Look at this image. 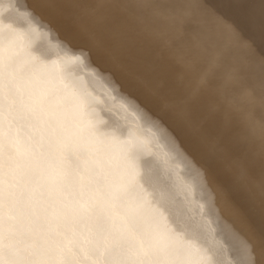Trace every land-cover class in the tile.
I'll return each mask as SVG.
<instances>
[{
  "label": "rangeland",
  "instance_id": "1",
  "mask_svg": "<svg viewBox=\"0 0 264 264\" xmlns=\"http://www.w3.org/2000/svg\"><path fill=\"white\" fill-rule=\"evenodd\" d=\"M35 1V0H34ZM49 1H51L52 2V0H49ZM84 2H82V4L83 3H85V0H83ZM87 1V0H86ZM91 2H94L95 0H90ZM223 0H221V1H219L220 3L222 2ZM227 1V0H226ZM256 1V3H254V5H252L251 7V10H253L255 13H258V14H252L251 12L249 13V15H248V19L249 18H251L252 19V24L250 25V27H248L247 29H245L246 31L244 32H242V33H237L236 35H233L232 36V38H231V40H228V41H225L223 38H220L221 36L219 35L218 36V38L219 39H217L216 41H215V39H214V44H210V46H207V45H204V46H195V45H193V46H191V50H190V48H188L187 49V52L185 51L184 53H186V54H184V57H181V56H179L178 54H175L174 56H172V57H170L169 59H171V61L168 59V56H167V54L165 53V48H166V46L164 45V41H162V40H165V41H170L171 40V37H169L168 35L167 36H164V37H162V38H158L159 36L158 35H155V37L153 38V41L151 42L152 43V45H150V47H151V49L153 50L154 48H156V49H154V52H153V54H155V57H156V59L158 60V62H157V60H156V67L158 68V67H161V68H163V69H165V70H167L168 71V73H170L169 75H170V77L173 79V84L174 85H176L175 84V80L177 79V81L180 83V81H181V83H180V86H178V85H176L175 87H177V90L179 91V89L183 86V82L185 81V80H188V77H190L189 75H190V73H192L193 74V77L191 76V78L188 80V81H185V83L186 84H189L190 86H191V88H194V86H195V93H196V95L194 94V99H195V101H194V103L198 106V108H203V109H205L206 111H208L211 107H213V108H216L219 112H220V114H221V116H219V115H217L216 117V122H217V119L220 121V119L221 118H223V107H221L223 104L226 106V104L227 103H229V104H227V105H231L232 103L234 104V98H236V96L234 95V90H236L235 89V86L233 85H231V84H235L236 83V78H238V77H242L243 79L246 77V74H251L252 72V75H253V86H255V85H257L256 83H257V81L258 82H260V81H264V70H259L260 69V67H261V63H264L263 62V58H261V60H258L259 62H254L253 61V63H252V65H253V68L250 70V69H248L247 68V66H249V64L248 63H244V62H240V64H237V65H235V66H229L230 65V62H231V55L230 54H234V52L236 51L237 53H243L244 51L243 50H246V49H249V46L251 45V43H250V41H249V39L251 38V40H253L256 36L258 37V35H259V37L257 38V41L259 42V43H261V42H263L264 41V39H262L261 37H262V35L264 36V18L262 19L261 18V16L262 17H264V0H255ZM262 1V2H261ZM26 2H28L27 0L25 1V4L26 5H28V7L30 8V11H32V12H30L29 11V16H31V17H33V15L35 16V17H33V18H37L36 19V21H34L33 23L35 24H32V25H30L31 26V28H30V26L29 27H27V33H31V31H34V28H36L37 26V29H38V34H39V36L41 35V37H48V36H53V37H56V43H58V44H60L61 42H62V39H64V37H66L62 32H61V30H59L58 28H56V26L55 25H52V23L48 20V17L46 16V14H44V10H46L45 8H42V4L40 5V3L38 2H33V5H31L29 2L28 3H26ZM32 2V1H31ZM55 2H57V3H55ZM58 0H54L53 2H52V5L50 4V6H53V9L54 8H56L55 10L57 11V12H59V11H61L60 13L62 14V16H64L65 15V17H67L68 16V18L69 19H71L70 18V16L69 15H67V13H72V12H74V13H78L79 11H80V9H78V8H72V11H69V9H67L68 7H64L65 5L64 4H62V6L60 7V6H57L58 5ZM96 2H97V0H96ZM146 3H147V6L148 7H146V9H149V10H146L145 9V18H148V16L150 17V13H151V10H154L155 12L157 11V10H159L158 11V13H164V8L163 7H156V3H155V0H148V1H145ZM228 2V1H227ZM232 2H234V4H232ZM261 2V3H260ZM35 3V4H34ZM150 3V4H149ZM219 3V4H220ZM222 3H224V2H222ZM231 4V6L232 5H234V7L232 8V10H234L235 8H237V4H240L241 3V0H231V1H229L228 2V4ZM237 3V4H236ZM263 3V4H262ZM39 4V5H38ZM54 4V5H53ZM93 4V3H92ZM149 4V5H148ZM258 6H257V5ZM260 4H261V6H260ZM36 5H37V7H36ZM48 6H49V4H47ZM85 5V6H84ZM96 5V4H95ZM57 6V7H56ZM67 6V5H66ZM81 6H83L84 8L86 7V8H88V9H91V7H94V4H93V6L92 5H89V3H87L86 2V4H83V5H81ZM153 6H155V9H153ZM0 13L1 14H3V19H2V17L0 16V25L2 24V23H4V24H2V26H3V29H2V26H0V28H1V30H6V28H7V26H11V25H9V24H11L13 21L15 22V16H16V10H14L13 9V11L11 10V11H7L6 9H4L3 11L1 10V9H3L4 7L2 6V4L0 3ZM90 7V8H89ZM199 8H204V5H202L201 6V4L198 6ZM211 7V6H210ZM209 7V8H210ZM262 7V8H261ZM41 8H42V10H41ZM59 8V9H58ZM62 8V9H61ZM66 8V9H65ZM160 8V9H159ZM161 8H163V9H161ZM32 9V10H31ZM35 9V10H34ZM40 9V10H39ZM151 9V10H150ZM205 9H206V6H205ZM224 9V8H223ZM261 9V10H260ZM36 10H38V11H36ZM50 10H51V8H50ZM75 10V11H74ZM78 10V11H77ZM140 10H142V9H140ZM139 10V12H142V11H140ZM5 11H7V13L5 12ZM34 11V12H33ZM150 11V12H149ZM261 11V12H260ZM38 12V13H37ZM41 12V13H40ZM54 13H55V11H53ZM65 12V13H64ZM67 12V13H66ZM147 12H148V14H147ZM211 12V11H210ZM6 13V14H5ZM34 13H36V14H34ZM97 13H99V12H97ZM262 13V14H261ZM11 15V16H10ZM41 15V17H40V19L38 18L39 16ZM43 15V16H42ZM95 14H92L90 17H89V21H92V18H93V21H96L95 20V17H92V16H94ZM100 15V14H99ZM220 15V14H219ZM10 16V17H9ZM5 17V18H4ZM7 17V18H6ZM47 17V18H46ZM189 17V16H188ZM220 17V18H219ZM218 18L217 17H212V18H215V19H219V20H222L221 18V16H219ZM241 17V16H240ZM259 18V19H256V18ZM14 18V19H13ZM1 19H2V21H1ZM7 19V20H6ZM10 19L11 20H13V21H10ZM42 19V20H41ZM73 19V18H72ZM256 19V20H255ZM262 19V20H261ZM9 20V21H8ZM48 22H47V21ZM66 20V19H65ZM188 20V19H187ZM217 20H213V22H212V24H215V22L217 21ZM218 20V21H219ZM258 20V21H257ZM6 21V22H5ZM43 22V24H42V22ZM225 21V20H224ZM9 24H8V23ZM47 22V23H46ZM60 22H61V20H60ZM67 22V23H66ZM106 21H100V23H102L101 25H103L104 23H105ZM40 23V24H39ZM50 23V24H49ZM96 23V22H95ZM261 23V24H260ZM13 24V23H12ZM38 24V25H37ZM64 24V23H63ZM66 24L68 25V21L66 20L65 21V29H67L68 30V26H66ZM185 24V25H184ZM184 24H183V26H186V21H184ZM210 24V23H209ZM211 24V25H212ZM14 25V24H13ZM46 25H47V27H46ZM50 25V26H49ZM109 26L107 27V28H105V32L104 31H101V33L100 34H98L97 35V38H98V40L100 41V39L102 40V38H103V42L104 43H108V41H109V33H110V36L113 38V36L114 35H112V33H111V31H110V22H109V24H108ZM249 25V24H248ZM5 26V27H4ZM45 26V27H44ZM70 27H69V29H71V23H70V25H69ZM255 26V27H254ZM15 27V26H14ZM254 27V28H253ZM86 28V27H85ZM93 28L94 27H92L91 28V30H93ZM250 28V29H249ZM31 29V30H30ZM43 29V30H42ZM48 29V30H47ZM55 29L56 30H58V31H55ZM138 28H136L135 30H137ZM253 29V30H252ZM257 29V30H256ZM261 29V30H260ZM41 30V31H40ZM54 30V31H53ZM64 30V29H63ZM83 30V29H82ZM81 30V31H82ZM103 30H104V28H103ZM255 30V31H254ZM47 31H48V33H50V35L47 33ZM60 31V32H59ZM262 31V32H261ZM44 32V33H43ZM54 32V33H53ZM70 32V30L68 31V33ZM248 32V33H247ZM252 32V33H251ZM255 32V33H254ZM58 33V34H57ZM81 33H84L83 31L82 32H80V35L78 36V38H81V39H79L81 42H82V40L84 41V42H86L87 40H89L90 39V37H88V35H87V33H85L86 35H85V37L82 39V34ZM251 33V34H250ZM42 34H45V35H42ZM56 34V35H55ZM61 34V35H60ZM101 34H102V36H101ZM239 34V35H238ZM103 35H104V37H103ZM107 35V36H106ZM182 35V34H181ZM261 35V36H260ZM235 36V37H234ZM63 37V38H62ZM100 37H102V38H100ZM168 37V38H167ZM250 37V38H249ZM58 38H60V39H58ZM106 38V39H105ZM114 38H115V36H114ZM249 38V39H248ZM259 38H261V39H259ZM155 39V40H154ZM157 39V40H156ZM169 39V40H168ZM259 39V40H258ZM61 40V41H60ZM108 40V41H107ZM159 40V41H158ZM161 40V41H160ZM240 40H241V42H240ZM243 40V41H242ZM106 41V42H105ZM236 41H238L237 43H236ZM256 41V42H257ZM261 41V42H260ZM110 42V41H109ZM161 42H163V43H161ZM243 42V43H242ZM256 42H254L253 41V43H255V45L258 43H256ZM220 43H222V44H220ZM240 43V44H239ZM245 43H247V44H245ZM100 44H102V42L100 43ZM155 44V45H154ZM163 44V45H162ZM216 44V45H215ZM162 45V46H161ZM215 45V46H214ZM222 45V47H220V46ZM233 45V46H232ZM246 45V46H245ZM226 46V47H225ZM236 46V47H235ZM240 46H242L241 48H240ZM243 46H245V47H243ZM1 47V46H0ZM120 47V48H119ZM154 47V48H153ZM193 47V48H192ZM200 47V48H199ZM209 47V48H208ZM230 47V48H229ZM233 47H235V49L233 50ZM115 48H117L116 50H123V47H122V42L120 41V42H118L117 43V46L115 47ZM160 48V49H159ZM164 48V49H163ZM215 48V49H214ZM217 48V49H216ZM232 48V49H231ZM239 48V49H238ZM252 47H250V49H251ZM29 51H28V50ZM27 49H25V52H24V54H25V57H27V58H25L26 60H28V63L27 64H29V65H31L29 62H31V63H33L32 61H36L37 60V58L39 57L38 55H40V50H39V48H27ZM75 49H76V51H75ZM75 49H73L72 51H73V53H72V51L70 52V54L72 55V59H73V64H72V59H71V62H70V66H69V64H65V61L64 62H60V64L59 63H56L55 65H52L51 63H50V61L51 60H45L44 61V63L40 66V67H38L37 66V64L36 63H34V64H36V65H34V66H29V65H25L24 66V69H23V66H22V68L21 67H18V65L19 64H17L18 63V58L17 59H9L8 60V62L6 61V63H5V67H4V70H5V72L4 71H2L1 70V73H0V80H1V78H2V80L0 81V87H3V88H0V96H2L1 98L2 99H0V103L2 104V105H0L1 106V108H3V113L1 112L0 113V115H1V121L3 120V118L5 119V116L7 117V118H9V116L11 115V117H13L14 118V115L16 116H19L20 118H21V116H22V120H20V118L19 117H15L14 119L12 118V121H11V119L9 120V119H5V121L3 120L2 121V123H0V129L2 130L3 129V131H1L0 130V140H1V142H0V145L1 144H6V142H7V145H9V143H10V146H6V145H1L2 147H4L3 148V151H2V147H1V152H0V179L2 180V186H1V189L0 190H2V191H5V190H9V191H11L12 192V195H13V202L15 203H18L19 202V204H21V206H20V208H21V211H22V213H25L26 215H27V217L29 218H27L26 217V215L24 214V216H25V220L23 221V222H20L19 221V223H17L18 225L16 226L17 228L15 229V233H19V232H23L24 234H21L20 235V240H21V242H23V241H25L26 240V238H27V240L29 239V244H31V245H35V246H37V251H38V259H40L41 261L42 260H45V259H49V261H50V263L51 264H83V263H85V264H137V262H139V264H152V263H154V264H160L161 262H163L164 264H192L191 262H192V259L190 258V259H188V260H186V259H183L182 257H181V253H179V251L178 250H176L174 247H171L172 245H170L169 243L170 242H172L171 240H170V238L173 236V237H175V238H180V236H181V234L180 233H182V229H181V214H182V210L184 209L183 207H181V208H178V207H176V206H174L173 204H172V202H170L169 200H168V198L166 197V196H161L160 198L161 199H159V201L158 200H154L153 198H155V195L158 193V192H162V193H164L165 192V190H166V188L168 187V183L170 182L169 180H173V179H175L174 177L176 176L175 174H176V170H178L179 171V173H180V180L178 181V190H179V188H180V190L179 191H181L182 192V190L183 191H186L188 188H187V186L189 187V186H192L193 184H194V181H196L197 179H198V177H200V173H202L203 172V170H198V169H196L195 170V168H193L194 167V165H198V163H199V161L197 160V161H195V159L193 158L191 161H185L183 158L181 159V152L180 151H182L183 149H186V147L185 146H182V144L179 142V140L177 141V137L175 136V134H173V131L171 130V128H169V125H168V123H169V121H167V122H164L161 118H160V116H158V114H157V112L156 113H154V112H151V110H149V109H147L146 110V106H145V98H143L142 96L141 97H139V96H137L136 94V96L138 97L137 98V100H136V97L134 96V93L132 92V90L130 91V90H128V92H125L124 94H123V96H125V97H123V96H118L117 97V99L116 100H114L115 101V103L113 104V102L112 103H108L109 102V91H110V88H109V86H107V87H104V89H103V91L105 92V94L103 93V91L100 93V92H97L96 90H95V86H94V84L92 83V81H91V79H90V77H86V78H82V77H75V76H73L71 79H70V81L69 82H67V83H65V85H67V87L64 85V84H62L60 81H58L57 82V78H51L49 81L46 79L45 80V76L44 75H41L40 76V74H42V72L41 71H39V69L40 70H43V69H41V67L42 68H44V69H46V68H49L50 69V72L51 73H53V74H58V72L57 71H60L59 72V74L62 72V67H64L63 68V70L65 69V68H68V69H70V68H72L71 67V65H74L75 63H76V61L78 62V60L80 61V60H82V59H87V60H92L91 58H93L94 56H96V54H95V52H94V54H91V52L90 51H88L89 49H87V48H84V47H82V49L83 50H81V48H75ZM78 49H79V52H78ZM96 49H98V48H96ZM95 49V50H96ZM163 49V50H162ZM185 49V48H184ZM183 47L182 46H179V47H177L176 48V52H182L183 50ZM203 49H205V51L203 50ZM227 49H229L228 50V53L226 52L227 51ZM86 50V51H85ZM179 50V51H178ZM197 50V51H196ZM198 50H199V52L201 51V61H199V63L195 66V67H193V68H189V66H190V62H192L193 61V58H195V55L198 53ZM203 50V51H202ZM225 50V51H224ZM253 49H251V51L249 52V55L247 56L246 55V58H250V57H252V56H254V52L252 51ZM4 52V50L2 49V47H1V49H0V61H1V63L0 64H2V56H3V52ZM34 51V52H33ZM81 51V52H80ZM233 51V52H232ZM77 54H76V53ZM84 52V53H83ZM158 52V53H157ZM207 52V53H206ZM213 52V53H212ZM39 53V54H38ZM75 53V54H74ZM190 53V54H189ZM194 53V54H193ZM251 53V54H250ZM29 54H31V55H29ZM54 54V55H53ZM57 53H52V57H51V53L49 52L48 53V57H50V58H55V57H57V55H56ZM87 54V55H86ZM89 54V55H88ZM91 54V55H90ZM162 54V55H161ZM219 54V55H218ZM227 55V57H226V55ZM240 54V55H241ZM27 55V56H26ZM73 55H75V56H73ZM166 55V56H165ZM188 57H187V56ZM190 55V56H189ZM208 55V56H207ZM212 55V56H211ZM33 56V57H32ZM79 58H78V57ZM158 56V57H157ZM207 56V57H206ZM125 57V58H124ZM127 57H130L127 53L126 54H124L123 56H122V60H124V61H128L127 60ZM167 57V58H166ZM181 57V58H180ZM192 57V58H191ZM34 58V59H33ZM76 58H78L77 60H76ZM175 58V59H174ZM177 58V59H176ZM189 58H191V59H189ZM212 58V59H211ZM216 58V59H215ZM168 59V60H167ZM187 59V60H186ZM215 59V60H214ZM16 61V62H11V61ZM75 60V61H74ZM166 60V61H165ZM181 60V61H180ZM213 60H214V62H213ZM255 61H256V59H254ZM160 61L162 62V63H160ZM180 61V62H179ZM203 61H205V62H203ZM11 62V63H10ZM164 62H166V63H164ZM187 62V63H186ZM202 62V63H201ZM206 62H208V63H206ZM213 62V63H212ZM223 62V63H222ZM8 63H9V65H8ZM46 63H48V64H46ZM174 63V65H172ZM201 63V64H200ZM217 63H218V65H217ZM11 64V65H10ZM16 64V65H15ZM62 64H65V65H62ZM202 64H204V65H202ZM260 64V65H259ZM2 65H4V63L2 64ZM60 65V66H59ZM180 65V66H179ZM257 65V66H256ZM7 66V67H6ZM10 66H11V68H10ZM16 68H15V67ZM28 66V67H27ZM55 68L56 67V70L53 68V67ZM164 66V67H163ZM166 66V67H165ZM168 66V67H167ZM172 66V67H171ZM175 66V67H174ZM213 66H214V69H216L215 67H217V71L215 70V72H214V76L212 75L211 76V80H209V82L207 81V77H208V71H206V68H209V70L210 71H212V70H214L213 69ZM9 67V68H8ZM12 67H14V68H12ZM33 67V68H32ZM39 69H38V68ZM58 67H60V69L58 68ZM201 67V68H200ZM206 67V68H205ZM212 67V68H211ZM219 67H220V69H219ZM258 67V68H257ZM0 68L1 69H3L2 67H1V65H0ZM23 69V70H21V69ZM57 68H58V70H57ZM185 68V69H184ZM196 68H198V69H196ZM211 68V69H210ZM223 68H227L226 69V71H225V73L224 74H222V70H223ZM238 68H239V70H238ZM241 68V69H240ZM255 68H257V69H255ZM8 69H9V71H8ZM13 71H12V70ZM16 69V70H15ZM19 69V70H18ZM126 69V68H125ZM173 69V70H172ZM178 69H180V70H178ZM182 69V70H181ZM187 69H188V71H187ZM26 70H28V71H26ZM31 70V71H30ZM33 70V71H32ZM36 70H37V72L39 73V75H38V73L36 72ZM54 70H55V73H54ZM197 70V71H196ZM200 72H199V71ZM249 70V71H248ZM6 71H7V73H6ZM16 71H17V73H16ZM32 72V73H30V72ZM183 71V72H182ZM255 71V72H254ZM257 71V72H256ZM260 71V72H259ZM3 72H4V74H3ZM9 72V73H8ZM19 72L21 73V74H19ZM226 72H228V73H226ZM231 72V73H230ZM12 73H13V76H12ZM15 73V74H14ZM24 73H27V74H25V75H23ZM36 73V74H35ZM44 73V72H43ZM188 73V74H187ZM196 73V74H195ZM220 73H221V76H220ZM240 73V74H239ZM246 73V74H245ZM5 75V76H1V75ZM6 74H7V78H6ZM17 74H19V77H17L18 75ZM45 74V73H44ZM58 74V75H59ZM184 74V75H183ZM186 74V75H185ZM200 74H204L202 77V80L201 81H198V79H197V77L200 75ZM216 74V75H215ZM227 74V75H226ZM263 74V75H262ZM9 75H11V77H9ZM17 75V76H16ZM27 75L29 76V77H27ZM32 75V76H31ZM35 75H37V76H40V77H34ZM46 75V74H45ZM233 75V76H232ZM239 75V76H238ZM241 75V76H240ZM258 75V76H257ZM22 76V77H21ZM30 76H31V78H30ZM178 76H179V78H178ZM186 76V77H185ZM194 76H196V79L194 78ZM230 76V77H229ZM236 76V77H235ZM35 79H39V81L38 80H35ZM185 77V78H184ZM213 77H214V80H213ZM217 77V78H216ZM228 77V78H227ZM4 78H6V80L4 79ZM184 78V79H183ZM205 78V79H204ZM221 78V79H220ZM223 78V79H222ZM262 79V80H260V79ZM31 79H33V80H31ZM54 79L56 80V81H54ZM219 79V80H218ZM29 80V81H28ZM77 80H79L78 82H73V81H77ZM121 79L119 78V76H118V78L117 79H115L113 82H114V84H112L113 86H118V85H120L122 82L120 81ZM225 80V81H224ZM5 81V82H4ZM7 81H9V82H7ZM30 81H31V83H30ZM32 81L34 82H37V83H35V84H32ZM43 81V82H42ZM46 83H45V82ZM81 81V82H80ZM83 81V82H82ZM228 81V82H227ZM13 82V83H12ZM19 82V83H18ZM30 84H32L33 86H31V85H29V83ZM73 84H72V83ZM192 82V83H191ZM207 82V83H206ZM226 82V83H225ZM8 83V89H4V87H5V84H7ZM9 83H12V85L11 84H9ZM18 83V84H17ZM28 83V84H27ZM42 84V86H47V84H48V88L49 87H52V89L51 88H49V90L47 89V91L48 92H50V93H48L47 91H46V93L45 92H41L37 87H38V84L41 86V84ZM80 83V84H79ZM231 83V84H230ZM13 84H15V85H13ZM16 84L18 85V87H19V90H17V86H16ZM50 84H52V85H50ZM72 85V87H71V85ZM198 84V85H197ZM208 84V85H207ZM20 85H22V86H20ZM27 85L28 86H30L31 88H32V91H33V89H36V90H34L35 92H36V94H37V96H35V92H34V94H33V96L32 95H29L28 96V94H30L29 93V90H30V87H27ZM56 85V86H55ZM75 85H77V88H76V86ZM203 87H202V86ZM7 86V85H6ZM12 87V86H15V88H10V87ZM37 86V87H36ZM40 86H39V88H40ZM75 86V87H74ZM216 86V87H215ZM22 87H23V89H22ZM59 87V88H58ZM85 87V88H84ZM87 87H89V88H87ZM180 87V88H179ZM211 87H213V89L211 88ZM27 88L29 89L28 91H27ZM54 88H55V90H54ZM56 88H58V89H56ZM62 88H67V89H69V90H71V91H74L75 90V94L77 95V96H72L71 98H69L68 100L66 99V100H64V101H58V100H60L59 98H57L58 97V94L60 93V91L62 90ZM198 88V89H197ZM205 88V89H204ZM209 88V89H208ZM234 88V89H233ZM10 89H11V91L12 90H14L15 89V93L12 91H10ZM25 90V91H21V90ZM109 89V90H108ZM127 89H129L128 87H127ZM200 89V90H199ZM212 89V90H211ZM223 89V90H222ZM2 90V91H1ZM5 90H7L6 92H5ZM9 90V91H8ZM16 90L17 91H19V93H20V91H21V93L20 94H22V93H24V94H26V93H28L27 94V96L26 95H24L26 98H23V95H19L18 94V92H16ZM83 90H85L84 92H83ZM175 91V92H177V93H179L180 95H184V94H182L181 92H178V91ZM199 90V91H198ZM201 90H203V91H201ZM210 90V91H209ZM228 90V91H227ZM232 90V91H231ZM27 91V92H26ZM31 91V92H32ZM38 91V92H37ZM55 91H57V93L55 92ZM81 91V92H80ZM209 91V92H208ZM216 91V92H215ZM52 92V93H51ZM159 92H160V94H161V96H163V93H162V90H158V91H154V92H152V94L151 93H149V99H153L154 100V98H156V100H158V101H162V102H171V104H173V105H171V108L174 106V108H173V112L171 111L170 113H176V111H177V113H180L182 110H183V108L181 107V105H179V103H178V101H176V100H174V99H172L171 100V97H169L172 93H170L169 95L167 94V96L165 95L164 97H165V99L164 98H162L161 96H160V94H159ZM225 92V93H224ZM1 93H2V95H1ZM15 94L14 96H13V94ZM38 93H40L39 95V98H38ZM41 93H43V95L41 94ZM57 94V95H55V94ZM87 93H88V95H87ZM107 93V94H106ZM127 93H129V94H127ZM133 93V94H132ZM197 93H199L198 95H197ZM210 93V94H209ZM213 95H212V94ZM17 94H18V96H20V98H21V100H20V102L19 101H17V100H19L18 98H17ZM32 94V93H31ZM203 94H204V96H203ZM206 94V95H205ZM218 94V95H217ZM6 95V96H5ZM11 95H12V98H10L11 97ZM42 95V96H41ZM49 96L48 98L46 97V96ZM79 95V96H78ZM87 95V96H86ZM98 95V96H97ZM104 95V96H103ZM129 95V96H128ZM152 95V96H151ZM178 95V94H177ZM200 95V96H199ZM222 95V96H221ZM246 95H247V93H246ZM245 95V96H246ZM8 96V97H7ZM10 96V97H9ZM31 96L33 97V98H31ZM51 96L53 97V99H51ZM57 96V97H56ZM93 96H94V98H93ZM156 96V97H155ZM158 96V97H157ZM172 96V95H171ZM174 96V95H173ZM197 96V97H196ZM206 96V97H205ZM217 96V97H216ZM228 96V97H227ZM16 98V101L19 103V105L18 104H16L17 102H15V98ZM28 97H30V98H28ZM35 97H37L36 99H38V100H36L35 99ZM77 97H78V99H77ZM81 97V98H80ZM88 97V98H87ZM123 99V100H121V98ZM202 97V98H201ZM222 97V98H221ZM7 99V100H4V99ZM40 98H44L43 99V101L45 100L46 102H43V101H41L40 102ZM47 98V99H46ZM73 98H74V100H73ZM96 98V99H95ZM126 98H127V100H126ZM158 98V99H157ZM162 98V99H161ZM197 98V99H196ZM200 98V99H199ZM28 99H30V101L31 100H35V101H38V102H36V104H38L39 102L41 103H39V105H41V106H38V105H35V107H38L39 108V112H36L37 110H38V108H37V110H35V107L33 106V105H31L30 106V104H31V102L29 103L28 101H27V103L29 104L28 106H30V107H27V105H26V100ZM50 99V100H49ZM80 99V100H79ZM101 99V100H100ZM124 99H125V101L126 102H122V101H124ZM141 99H143V100H141ZM168 99V100H167ZM199 99V100H198ZM205 99H206V102H205ZM209 99V100H208ZM215 99L217 100L215 103H214V101H215ZM23 100V101H22ZM25 100V101H24ZM42 100V99H41ZM55 100H57V102L55 103ZM73 100V101H72ZM79 100V101H78ZM87 101V103H86V101ZM91 100V101H90ZM177 100H178V98H177ZM230 100V101H229ZM232 100V101H231ZM4 101H6L5 102V108H8L9 106V108L10 109H5L4 108V105H3V102ZM48 101H50L49 103H48ZM52 101H54L53 103H52ZM97 101V102H96ZM105 101V102H104ZM135 101V102H134ZM175 101V102H174ZM220 101V102H219ZM223 101V102H222ZM10 103V105L8 106V104L6 105V103ZM15 102V104H16V106L18 105V106H20V105H22L24 108H26L27 107V110H29V111H32L33 112V110H35L34 112H36V113H34L33 112V114H36V115H33L32 114V112H29V111H27L26 112V109H24L22 106H20L19 107V109H20V111H19V109H18V111L20 112V114H18L16 111H17V108H18V106L17 107H15V104L13 105L14 106V108H13V106H12V104ZM22 102V103H21ZM24 102H25V104H24ZM66 102V103H65ZM71 102V103H70ZM95 102V103H94ZM98 102H100V103H98ZM118 102H120V103H118ZM127 102H129V103H127ZM138 102V103H137ZM162 102H160V106H162L161 104H163ZM197 102V103H196ZM202 102V103H201ZM205 102V103H204ZM227 102V103H226ZM232 102V103H231ZM44 104V106H43V104ZM75 103H76V105H75ZM79 103H81L80 104V107H79ZM89 103V104H88ZM97 103H98V105H97ZM103 103V104H102ZM118 103V104H117ZM127 103V104H126ZM217 103V104H216ZM70 104V106H68ZM135 104V105H134ZM199 104H202V105H199ZM210 104H212V105H210ZM218 104H220V105H218ZM49 105V106H48ZM119 105V106H118ZM123 105V106H122ZM133 105V106H132ZM136 105H138V107L136 106ZM143 105H144V107H143ZM176 105V106H175ZM179 105V106H178ZM203 105H204V107H203ZM217 105V106H216ZM8 106V107H7ZM26 106V107H25ZM46 107L45 108V110H47V109H49V111L47 110V111H44V108H41V107ZM53 106V107H52ZM63 106V107H62ZM100 106V107H99ZM103 106V107H102ZM106 106H107V108H106ZM121 106V107H120ZM129 106V107H128ZM207 106V107H206ZM218 106H219V108H218ZM31 107H34V109L33 110H30L29 108H31ZM52 107V108H51ZM58 107V108H57ZM79 107V108H78ZM113 107H114V109H113ZM116 107V108H115ZM125 107V108H124ZM127 107V108H126ZM135 107V108H134ZM0 108V110L2 111V109ZM21 108H22V110H21ZM56 108V109H55ZM71 108H73V109H71ZM82 108L84 109V111H82ZM93 108V109H92ZM111 108H112V110H111ZM121 108V109H120ZM23 109H24V114L22 113V111H23ZM95 109V110H94ZM102 109V110H101ZM108 109V110H107ZM115 109H116V111H115ZM136 109V110H135ZM143 110V112H142V110ZM208 109V110H207ZM222 109V110H221ZM253 109V110H252ZM248 113H246L245 114V116L240 120V122L239 123H237V125L238 124H245L246 126H248V125H250L251 123H252V121H253V118L255 117V114H257V112L254 110V108H252ZM10 112H9V111ZM12 110V111H11ZM14 110V111H13ZM41 110V111H40ZM53 110V111H52ZM77 110V111H76ZM86 110V111H85ZM88 110V111H87ZM133 110V111H132ZM135 110V111H134ZM179 110V111H178ZM42 111H44L45 113L43 114H41V112ZM59 111H60V113H59ZM70 111V112H69ZM72 111V112H71ZM81 113H79V112ZM91 111V112H90ZM108 111V112H107ZM111 111V112H110ZM184 111V110H183ZM5 112L6 113H8V114H6V115H3V114H5ZM11 112H12V114H14V115H12L11 114ZM14 112V113H13ZM50 112V113H49ZM54 112V113H53ZM57 112V113H56ZM67 112V113H66ZM102 112V113H101ZM118 112V113H117ZM122 112V113H121ZM150 114H149V113ZM17 113V114H16ZM27 113H30V114H32L33 116H31V115H28ZM39 113H40V115H42V116H40L39 115ZM48 113V115H46ZM63 113V114H62ZM72 115H71V114ZM88 113V114H87ZM105 113V114H104ZM116 113V114H115ZM128 113V114H127ZM146 113V114H145ZM154 113V114H153ZM211 113V112H210ZM218 112L216 111V113L215 112H213V114H217ZM53 114V116H54V118H53V116H51ZM55 114H57V115H55ZM79 114V115H78ZM84 114V115H83ZM85 114H87V115H85ZM99 114V115H98ZM102 114L103 115H105V117L104 116H102ZM118 114V115H117ZM130 114V115H129ZM136 114H137V118H139V119H137V118H135L136 117ZM140 114H141V116H140ZM212 114V113H211ZM212 114V115H213ZM248 114V115H247ZM9 115V116H8ZM21 115V116H20ZM26 115H27V117H26ZM38 115V116H37ZM44 115V116H43ZM45 115L46 116H48V117H52V118H45ZM60 115H62L61 117L62 118H60ZM65 115V116H64ZM75 115V119H74V122H76V123H74L73 122V116ZM92 115H93V117H92ZM120 115V116H119ZM148 115V116H147ZM2 116H3V118H2ZM29 116H31L30 118L32 119V120H35V121H33V122H31L32 123V127L34 126V128H31L30 127V125H26V124H29L30 123V121H31V119L30 118H28ZM35 116H37V117H35ZM39 116L40 117H42V118H40V119H42V122L43 121H49L50 122V125L49 124H46V123H48L47 121L44 123V127L47 125V128L45 127V128H43V126H42V122H41V120L39 119ZM56 116V117H55ZM67 116H68V118H67ZM70 116V117H69ZM98 116V117H97ZM107 116H108V118H107ZM110 116V117H109ZM112 116V117H111ZM140 116V117H139ZM153 116V117H152ZM165 116V115H164ZM252 116V117H251ZM10 117V118H11ZM23 117H25L26 119H23ZM77 117V118H76ZM150 117H152V118H150ZM197 119H196V118ZM195 117H193V122L194 121H200V120H202V117L200 116V114H198V115H196ZM199 117H201V118H199ZM18 118H19V120L22 122V123H25V121H26V123L25 124H23V126H26L25 128H26V130H25V128H21V129H19L20 127H23L22 126V123L18 120ZM34 118H37V119H34ZM43 118H44V120H43ZM56 118H57V120H56ZM83 118H85V119H83ZM101 118V119H100ZM211 118L212 117H210L208 120L209 121H211ZM246 118V119H245ZM27 119H28V121H27ZM48 119H52L51 121L50 120H48ZM54 119V120H53ZM62 119V120H61ZM115 119V120H114ZM130 119V120H129ZM137 120V122H136V120ZM145 119V120H144ZM7 120V121H6ZM17 123H15L14 121ZM20 122H18V121ZM38 120H40V122L38 121ZM55 120H56V122H55ZM60 120V121H59ZM70 120V121H69ZM77 120H78V122H77ZM94 120V121H93ZM102 120V121H101ZM129 120V121H128ZM147 120V121H146ZM151 120V121H150ZM159 120V121H158ZM161 120V121H160ZM248 120V121H247ZM0 121V122H1ZM24 121V122H23ZM36 121L37 122H39V124L40 123H42V124H40V126H38V124L36 123ZM66 121H67V123H66ZM82 121V122H81ZM85 121H86V123H85ZM97 121V122H96ZM115 121V122H114ZM120 121H122L121 123H120ZM142 121H144V122H142ZM241 121H242V123H241ZM251 121V122H250ZM6 122H7V124L9 125V127H8V125L6 124ZM35 122V123H34ZM59 122V123H58ZM69 122V123H68ZM70 122L72 123V126H74V127H72L71 126V124H70ZM91 122V123H90ZM103 122H105V123H103ZM129 122V123H128ZM136 122V123H135ZM153 122H154V124H153ZM156 122H158V123H156ZM159 122H160V125H159ZM5 125H7V126H5ZM10 123V124H9ZM14 123V124H13ZM53 123V124H52ZM56 123H58V124H61V123H64V124H61V125H58V124H56ZM73 123H74V125H73ZM82 123V126H84V127H82L80 124ZM90 123V124H89ZM111 123H113V124H111ZM122 123L125 125V128H123L124 127V125H122ZM128 123V124H127ZM144 123H145V125H144ZM151 123V124H150ZM3 124V126H1ZM35 124V125H34ZM68 124H69V127H68ZM84 124V125H83ZM108 124V125H107ZM110 124V125H109ZM120 125V127H119V125ZM129 124H130V126H129ZM137 124V126H135ZM138 124H140V125H138ZM157 125V127H155L156 125ZM163 124V128L165 129V132H164V138L158 143V145H160V147H162L163 149H160V152L157 154V156H153V157H151L152 159L148 162V164H153L154 162H155V160L156 159H158V158H161V157H163V156H166V152H170V151H173L172 152V154L170 155V156H166V157H164V159H163V161H162V165H163V168L165 169L164 170V174H162L161 176H159L155 181H153L154 179H153V177L152 176H150V175H145V176H143V175H140V177L138 176V177H133L132 175L134 174V171H135V169H136V165H137V161H136V157H134L133 155H130L131 153H132V151H133V148L135 147V146H137L138 147V150L139 149H141V148H145L146 146H149V145H151L152 144V142H154V138H156V136H155V133H156V131L159 129V128H162L161 127V125ZM166 124V125H165ZM195 124V123H194ZM193 124V125H194ZM244 124H243V126H244ZM12 125H16V126H13V127H15V128H13L12 127V130H9V129H11L10 128V126H12ZM17 125H20V127H17ZM50 127H49V126ZM52 125V126H51ZM56 125H58L59 126V129H58V126H56ZM77 125H79V127L77 126ZM106 125V126H105ZM154 125V126H153ZM207 126H209L210 125V123H207L206 124ZM37 126H38V129H37ZM55 126V127H54ZM63 126L65 127V128H63ZM92 126V127H91ZM110 126V127H109ZM116 126V127H115ZM135 126V127H134ZM142 126V127H141ZM143 126H148V127H143ZM170 126H172V124H170ZM239 126V125H238ZM253 125H250L248 128L250 129L251 127H252ZM3 127H5V128H7V130L8 131H11L12 133H10V135H9V133H8V131H6V132H4L5 130V128H3ZM28 127H30L31 129H35V134H34V130H33V132H32V134H31V136H30V133H31V129L30 128H28ZM40 127V128H39ZM42 127V128H41ZM56 129V130H59V132L61 133H56V132H58V131H56V130H54V131H56V132H53V129L54 128ZM62 127V131L64 132H62V131H60V128ZM68 127V128H67ZM85 127H87V128H85ZM89 127V128H88ZM94 127H95V129H94ZM97 127V128H96ZM118 127H119V129H118ZM132 127V128H131ZM156 129H154V128ZM166 127V128H165ZM51 128V129H50ZM72 128V129H71ZM106 128V129H105ZM127 128V129H126ZM130 130H129V129ZM136 128V129H135ZM139 128L141 129L140 130V132H139ZM144 128V129H143ZM194 128H196V126L194 125ZM14 129V130H13ZM19 131H17V130ZM30 129V130H29ZM37 129V130H36ZM43 131H42V130ZM48 129H50L51 131H50V133H49V130ZM65 129H66V131L67 132H65ZM81 129V131H79ZM97 129H98V132L96 133V131H97ZM115 129H117V130H115ZM123 129V130H122ZM155 131H154V130ZM20 130L23 132V133H21L20 132ZM23 130H25V131H23ZM27 130H29V132L27 131ZM38 130H40V131H42V133H43V135H40L39 133H40V131H38ZM47 130V133L45 134V131ZM93 132H92V131ZM95 130V131H94ZM108 130V131H107ZM111 130V132H109ZM125 130V131H124ZM129 130V131H128ZM132 130V131H131ZM149 130H150V132H151V130H153L151 133L149 132ZM14 131H16V132H14ZM85 131H88L87 133H85ZM114 131V132H113ZM116 131H118V133L116 132ZM142 131V132H141ZM148 131V132H147ZM14 132V133H13ZM17 132L19 133V135H22V136H20L19 137V135L17 134ZM25 132H26V135H25ZM36 132L38 133L37 135H39V137H40V139H39V137L36 135ZM69 132V133H68ZM79 132V133H78ZM84 132V133H83ZM90 132H92V133H90ZM101 132V133H100ZM106 132V133H105ZM131 132V134H129ZM147 132V133H146ZM155 132V133H154ZM167 132V133H166ZM3 133V134H2ZM6 133V135L4 136V134ZM16 133V134H15ZM28 133V134H27ZM54 133H56L60 138H62L63 140H64V143H65V145H67V147L69 148V146L71 147V148H69V152L70 151H72V152H70L71 153V155H70V153H67L68 155H67V167H66V165H64V166H61L60 164H59V166H58V164H55V161H57L58 160V158L57 157H54L55 155H52V154H50L49 152H47L48 151V149H47V147L50 149V147L52 148V145H53V142L52 141H54L55 140V137L57 136V135H55ZM68 133V134H67ZM75 133H76V135H75ZM102 133H103V135H104V133H105V135L106 136H102ZM108 133V134H107ZM119 133H120V135H119ZM145 133V134H144ZM45 134V135H44ZM49 134V135H48ZM51 134V135H50ZM65 134V135H64ZM67 134V135H66ZM70 134V135H69ZM72 134V135H71ZM78 134H80V135H78ZM83 134H84V136H83ZM99 134V135H98ZM101 134V135H100ZM147 134V135H146ZM197 134H199V133H197ZM9 135V136H8ZM16 135V136H15ZM28 135V136H27ZM34 135H36V137L34 136ZM49 136V138L47 137V136ZM62 135H64L65 137H61ZM69 135V136H68ZM80 136V137H78V136ZM86 135H87V137H86ZM91 137H90V136ZM93 135V136H92ZM111 135V136H110ZM129 135H130V137H129ZM143 135V136H142ZM145 135V136H144ZM148 135H149V137H148ZM3 136V137H2ZM13 136L15 137V138H13ZM26 136V137H25ZM43 136H45L46 138H44ZM73 136H74V138H73ZM82 136H83V138H82ZM101 136V137H100ZM1 137H2V139H1ZM5 137V138H4ZM18 137V138H17ZM24 137V138H23ZM27 137H29V138H27ZM33 137H35V138H33ZM78 137V138H77ZM89 137V138H88ZM97 137V138H96ZM137 137V138H136ZM139 137V138H138ZM142 137H143V139L144 140H142ZM152 137V138H151ZM154 137V138H153ZM175 137V138H174ZM3 138H4V140H3ZM7 138H9V139H7ZM27 138V139H26ZM36 138H38V139H36ZM41 138L43 139L44 138V140L46 141V139H47V141H46V143L44 144V143H42L44 140H41ZM70 138H73V139H70ZM82 138V139H81ZM92 138H94L93 140H91ZM100 138V139H99ZM104 138V139H103ZM106 138V139H105ZM114 138H116V140L114 139ZM119 138V139H118ZM122 138V139H121ZM126 138H130V139H126ZM148 138V139H147ZM166 138H168V139H166ZM19 139V140H18ZM25 139V140H24ZM32 141H31V140ZM36 139V140H35ZM51 141H50V140ZM70 139V141H69V144L70 145H68L67 144V142H68V140ZM75 139H79V141L78 140H75ZM112 139H114L113 141H112ZM133 139V140H132ZM137 139V140H136ZM140 139V140H139ZM16 140H18V141H16ZM23 140L24 141H27V142H24L23 143ZM33 140H35V143H34V141ZM67 140V142H65ZM75 140V141H74ZM86 140V141H85ZM103 140L104 141H106V143H108V144H106L105 142H103ZM108 140V141H107ZM109 140H110V142H109ZM151 140V141H150ZM163 140H164V144H163ZM166 140H167V142H166ZM172 140V141H171ZM174 140H176V141H174ZM201 140H203L202 138H201ZM10 141V142H9ZM12 141V142H11ZM38 142V145L36 146V144H37V142ZM41 142V144H40V142ZM44 141V142H45ZM75 143H73V142ZM90 141V142H89ZM102 141V144L100 143ZM146 143H145V142ZM244 141V142H243ZM243 141H241V143H246V141L245 140H243ZM5 142V143H4ZM21 142V144H19ZM30 142H31V144H30ZM49 142H52V143H49ZM73 144V145H71V143ZM80 142V143H79ZM94 142V143H93ZM96 142V143H95ZM100 144H99V143ZM117 142H119V144L117 143ZM131 142V143H130ZM135 142H136V144H135ZM142 142V143H141ZM172 142H174V143H172ZM11 143H12V145H11ZM13 143H14V146H13ZM15 143H17V144H15ZM28 143H29V145H28ZM33 143V144H32ZM82 143V144H81ZM98 143V144H97ZM115 143V144H114ZM130 143V144H129ZM170 143V144H169ZM211 145H213L214 143H215V140H211ZM19 144V145H18ZM26 144V145H25ZM44 144V145H43ZM78 144V145H77ZM84 144V145H83ZM93 144H96V145H93ZM104 144V145H103ZM129 144V145H128ZM149 144V145H148ZM174 144V145H173ZM242 144V145H243ZM31 145H33V147L31 146ZM40 145V146H39ZM42 145H43V147L44 148H42L44 151H45V149L47 150V151H45V152H43V150L41 149V147H42ZM47 145V146H46ZM89 145V146H88ZM202 145V144H201ZM247 144H244V146L243 147H245ZM6 146V147H5ZM20 146V147H19ZM46 146V147H45ZM84 146H86V147H84ZM96 146V147H95ZM111 147V150H110V147ZM114 146V147H113ZM125 146V147H124ZM131 146V147H130ZM179 146V147H178ZM182 146V147H181ZM187 146V145H186ZM221 147L222 146V144L221 143H217V145L216 146H214V147H216V148H219V147ZM19 147V148H18ZM25 147V148H24ZM28 147V148H27ZM30 147V148H29ZM77 147H80V148H82L84 151H82V149H80V148H78L77 149ZM101 147H103V148H101ZM130 147V148H129ZM133 147V148H132ZM201 147V148H200ZM14 149V150H12V149ZM27 148V149H26ZM36 148V151L34 150ZM74 148H76V150L74 149ZM89 148H91L92 149V151H94V152H92L91 151V149H89ZM97 148V149H96ZM115 148V149H114ZM118 148V149H117ZM165 148V149H164ZM202 148L203 149H206V152H208L209 154H210V151L212 150V149H210L209 147H203V146H199V149L200 150H202ZM11 149V150H10ZM19 149V150H18ZM32 149V150H31ZM94 149V150H93ZM169 149V150H168ZM181 149V150H180ZM7 150V151H6ZM16 150H17V152H16ZM24 150V151H23ZM40 150V151H39ZM100 150V151H99ZM104 150V151H103ZM26 151H27V153H26ZM29 151H30V153L33 155V157H32V155L29 153ZM78 152L77 153V155H75L74 153L75 152ZM85 151H87V152H85ZM97 151H99V152H97ZM109 151V152H108ZM116 151V152H115ZM120 151V152H119ZM9 154H8V153ZM15 153V155L13 156V153ZM21 152V153H20ZM38 152H39V154H38ZM41 152V153H40ZM74 152V153H73ZM83 152H85V153H83ZM126 152V153H125ZM162 152V153H161ZM2 153V154H1ZM5 153L7 154V155H5ZM49 153V154H48ZM81 153V154H80ZM87 153L89 154L90 153V155H92L91 156V158H90V155L89 156H87ZM97 153H98V155H97ZM107 153V154H106ZM113 155H112V154ZM130 153V154H129ZM21 156H20V155ZM26 154V155H25ZM36 154V155H35ZM44 154V155H43ZM78 154H80V156L82 157H85V160H84V158H81L80 156L79 157H77L78 156ZM83 154V155H82ZM102 156H100V155ZM105 154V155H104ZM109 154V155H108ZM115 154H117V155H115ZM120 154H121V156H120ZM126 154V155H125ZM174 154V155H173ZM207 154V153H206ZM11 155V156H10ZM25 155V156H24ZM29 155V156H28ZM42 155V156H41ZM93 155H94V161H92L93 160ZM122 155H123V157H122ZM130 155V156H129ZM180 155V156H179ZM199 155V154H198ZM202 155H203V153H202ZM8 156V157H7ZM35 156V157H34ZM37 156V157H36ZM39 156V157H38ZM46 156V157H45ZM51 156V157H50ZM53 156V157H52ZM77 158H76V157ZM97 156V157H96ZM129 156V157H128ZM174 156H175V158H178V159H176V160H174ZM2 157V158H1ZM11 157V158H10ZM17 157H19L18 159H17ZM21 157V158H20ZM23 157V158H22ZM27 157H29V158H31L32 159V161H35V162H31V159H29V158H27ZM49 157V158H48ZM86 157H87V160H86ZM131 157V158H130ZM194 157H196V156H194ZM228 157H232V159L231 158H228ZM228 157H226L227 159H224L223 160V162L222 163H227L226 165L227 166H223V169H222V171L221 172H215V177H217L218 176V178L217 179H220L222 182L224 181V177L223 176H219L220 174H223V172L225 173L226 172V174L228 175V171H227V168L226 167H228V164L231 162V164L234 162V160H235V155L234 154H230V155H228ZM15 158V159H14ZM37 158V159H36ZM40 158H44V159H42V160H44V161H42ZM57 158V159H56ZM69 158H71V159H69ZM98 158V159H97ZM102 158V159H101ZM105 158V159H104ZM134 158V159H133ZM155 158V159H154ZM199 158V157H198ZM197 158V159H198ZM254 158V155L252 154V159ZM2 159H4V161H2ZM7 159V160H6ZM10 159V160H9ZM25 159V160H24ZM53 159V160H52ZM56 159V160H55ZM73 159L75 160H77V162H75V161H73ZM81 159V161H82V159H83V161L81 162V161H79ZM101 159V160H100ZM104 159V160H103ZM108 159H110V160H108ZM120 159V160H119ZM128 159H129V161H128ZM181 159V168H174V170L172 169V164L174 163V162H176L177 160H180ZM229 159V160H228ZM13 160H14V162H13ZM16 160V161H15ZM18 160V161H17ZM37 160V161H36ZM39 160H40V162H39ZM48 160V161H47ZM51 160V161H50ZM108 160V161H107ZM123 160V161H122ZM135 160V161H134ZM226 160V162H224ZM228 160V161H227ZM20 161V162H19ZM46 161V162H45ZM70 161H71V163H70ZM88 161V162H87ZM90 161V162H89ZM95 161H97L96 162V164H95ZM98 161H99V163H98ZM111 161V162H110ZM114 161V162H113ZM128 161V162H127ZM134 161V162H133ZM3 162H4V164H3ZM29 162V163H28ZM73 162H75V163H73ZM78 162H80V168H78L79 167V165H77V163ZM85 162L89 165V163H92L93 165H89V166H92L91 168L93 169V167H94V169L93 170H90V171H88L87 172V170H89V166L87 165V164H85ZM105 162V163H104ZM108 162V163H107ZM136 162V163H135ZM166 162V163H165ZM184 162V163H183ZM186 162V163H185ZM11 163H12V165H13V167H12V165H11ZM17 165H15V164ZM27 163H28V165H27ZM50 163V164H49ZM52 163V164H51ZM57 163V162H56ZM58 163H60V161L58 160ZM83 163V165H81ZM98 163V164H97ZM101 163V164H100ZM116 163V164H115ZM126 163V164H125ZM169 164V166H168V164ZM171 163V164H170ZM221 162H219L218 164H220ZM22 164V165H21ZM39 164V165H38ZM40 164H41V166H40ZM44 164H46V166L44 165ZM68 164H71V165H68ZM79 164V163H78ZM95 164V165H94ZM184 164V165H183ZM15 165V166H14ZM28 167H27V166ZM37 165V166H36ZM44 165V166H43ZM72 165H74V167L76 168V170H75V168L72 166ZM86 165V166H85ZM97 165V166H96ZM102 165H107V168L105 169V170H102L101 168H105L104 166L103 167H101ZM182 165H183V167H182ZM31 166V167H30ZM36 166V167H35ZM40 166V167H39ZM48 166H49V168H48ZM72 166V167H71ZM78 166V167H77ZM95 166L96 167H98L97 169L95 168ZM109 166V167H108ZM113 166V167H112ZM128 168H127V167ZM219 166V165H218ZM27 167V168H26ZM35 167V169H33ZM37 167H38V169H37ZM44 167V168H43ZM51 167H52V169H51ZM55 167V168H54ZM86 167V169H84V168ZM88 167V168H87ZM99 167H101V168H99ZM124 167H126L125 169L127 170H125L124 169ZM133 167V168H132ZM135 167V168H134ZM187 167V168H186ZM197 167V166H196ZM2 168V169H1ZM22 168V169H21ZM24 168H26V169H24ZM28 168H31V169H28ZM43 168V169H42ZM46 168V169H45ZM57 168V169H56ZM58 168H60L62 171H60V169H58ZM68 168H70V169H68ZM71 168H72V170H71ZM78 168V169H77ZM81 168H82V171H81ZM110 168V169H109ZM112 168H113V170H112ZM122 168V170L123 171H121L120 169ZM170 169V171H169V169ZM190 168V169H189ZM15 169V170H14ZM20 169V170H19ZM66 169V170H65ZM73 169L75 170V171H73ZM114 169H115V171H114ZM203 169V168H202ZM28 170V171H27ZM46 170V171H45ZM51 170V171H50ZM58 170H59V172H58ZM81 172H80V171ZM86 170V172H84ZM97 170H100L99 172H105V174L104 173H99L98 172V174H97ZM109 170V171H108ZM110 170H112V171H110ZM118 170H119V172H118ZM129 170H131V171H129ZM186 170V171H185ZM226 170V171H225ZM12 171V172H11ZM40 171V172H39ZM43 171V172H42ZM55 171H56V173H55ZM64 171H66L65 173H63ZM77 171V172H76ZM91 171H94L97 175H99V176H94L95 175V173H94V175L92 174L93 172H91ZM133 171V172H132ZM169 171V172H168ZM172 171H174V172H172ZM181 171V172H180ZM188 171V172H187ZM198 171H200V172H198ZM45 172V173H44ZM73 172V173H72ZM74 172H75V175H74ZM81 174H80V173ZM82 172H83V174H82ZM90 172V173H89ZM110 172V173H109ZM184 174H183V173ZM192 172V173H191ZM195 172V173H194ZM33 173V174H32ZM38 173H39V175H38ZM53 173V174H52ZM57 173L59 174V175H57ZM77 173H79V174H77ZM89 175H91V178H89L88 177V174ZM113 173V174H112ZM133 173V174H132ZM188 173H190L191 174V176L188 174ZM218 173H220L219 175H216V174H218ZM13 174V175H12ZM24 174V175H23ZM41 174H42V176H41ZM43 174H46L45 176L43 175ZM51 174V175H50ZM62 174H64V176L62 175ZM72 174V175H71ZM108 176H107V175ZM109 174H111L110 176H109ZM116 174V175H115ZM119 174V175H118ZM121 174V175H120ZM126 174V175H125ZM130 174V175H129ZM132 174V175H131ZM34 175H38V177H36V176H34ZM71 177H70V176ZM80 176L79 178L77 177V178H75L76 176ZM82 175V176H81ZM102 175V176H101ZM104 175H106V177L107 178H105V176ZM112 175H115L116 177V179H118V180H120V182H119V184H113L114 186H111L112 188V190L109 192V194L107 193V187L106 186H103L105 183H111V180L110 179H115L114 178V176H112ZM172 175V176H171ZM174 175V176H173ZM183 175H185V176H183ZM192 175H193V177H192ZM54 176H55V180L58 178L57 176H59V178H58V180L55 182V180H54ZM69 176V177H68ZM86 176V178H82V177H85ZM150 176V177H149ZM186 176L188 177V178H186ZM198 176V177H197ZM23 177H25V178H23ZM73 177V178H72ZM98 177H100V178H98ZM101 177H103L104 178V181L102 180V178ZM108 177H109V180H107L108 179ZM119 177H122V178H120L119 179ZM129 177H130V179H129ZM151 177H152V179H151ZM164 177V178H163ZM165 177H166V179H165ZM214 177V176H213ZM213 177H212V179H213ZM214 177V178H215ZM222 177V178H221ZM33 178V179H32ZM36 178V179H35ZM71 178V179H70ZM76 180H75V179ZM82 178V179H81ZM87 178H89V179H87ZM94 178H96L97 179V182H96V179H94ZM129 179V181H128V179ZM132 178V179H131ZM143 178V179H142ZM185 178V179H184ZM190 178V179H189ZM196 178V179H195ZM25 179H26V181H25ZM31 179V180H30ZM44 179L46 180V181H44ZM69 179V180H68ZM99 179V180H98ZM101 179V180H100ZM121 179H122V181H121ZM161 179V180H160ZM192 179V180H191ZM227 179H228V177H227ZM13 180V181H12ZM38 182H37V181ZM60 180V181H59ZM64 181V183H63V181ZM67 180V181H66ZM82 180H83V182H82ZM88 180V181H87ZM106 180V181H105ZM131 180H133V181H131ZM226 180V179H225ZM21 181V182H20ZM33 181V182H32ZM53 181V182H52ZM59 181V182H58ZM66 181V182H65ZM74 181H76V182H74ZM101 181V183H98V182H100ZM102 181H103V184H102ZM126 181H128V182H126ZM156 181H158V182H156ZM188 181V182H187ZM11 182H12V184H11ZM30 182V183H29ZM52 182V183H51ZM58 182V183H57ZM88 182V183H87ZM89 182H91V183H89ZM93 182H96V184L94 183L93 184ZM126 182V183H125ZM130 182V183H129ZM133 182V183H132ZM138 182V183H137ZM141 182H142V184H141ZM146 182V183H145ZM155 182V185H153V183ZM167 182V183H166ZM181 182V183H180ZM210 180L207 182V184H205V185H203V187L205 186V188L206 187H208L209 186V188L211 189L210 191H211V193L214 195V197H216V202L218 201V198H219V194H220V190L218 189V191H217V189H215V186H213V184H212V182H210ZM7 183V184H6ZM50 183V184H49ZM56 183V184H55ZM75 183H77V184H75ZM86 183V184H85ZM151 183V184H150ZM185 183H186V185H185ZM191 183V184H190ZM193 183V184H192ZM20 184V185H19ZM23 184V185H22ZM33 184V185H32ZM40 184V185H39ZM46 184V185H45ZM47 184H49V185H51V186H53V187H51V186H49V185H47ZM69 184V185H68ZM72 184V185H71ZM83 184H84V186H83ZM92 186V187H98V186H96V185H100L101 187L103 186V188L105 187L106 189V192H103V191H105L103 188H101L100 186L98 187V188H90L89 186ZM102 184V185H101ZM126 184V185H125ZM129 184V185H128ZM136 184V185H135ZM138 184H140V185H138ZM147 184V185H146ZM159 184V185H158ZM31 185V186H30ZM67 185V186H66ZM72 186V188H71V186ZM73 185H74V187H73ZM77 185V186H76ZM79 185V186H78ZM106 185V184H105ZM133 185V186H132ZM165 185V186H164ZM33 186V187H32ZM36 186V187H35ZM57 188H56V187ZM64 186V187H63ZM66 186V187H65ZM82 186V187H81ZM86 186H87V188L90 190H88L87 191V188H86ZM121 187L122 188V190L121 189H116L115 190V188H117V187ZM125 186V188H123ZM154 187V188H151V189H149L150 187ZM183 186V187H182ZM30 187V188H29ZM46 187V188H45ZM130 187H132V188H130ZM140 187V188H139ZM143 189H142V188ZM145 187V188H144ZM147 187V188H146ZM165 187V188H164ZM15 188V189H14ZM17 188V189H16ZM24 188V189H23ZM74 188V189H73ZM86 188V189H85ZM103 190V191H101V189ZM113 188H114V190L116 191H114L113 190ZM137 188V189H136ZM164 188V189H163ZM202 188V187H201ZM44 189V190H43ZM81 189H82V193H81ZM124 189H126V190H124ZM129 189H131V190H128ZM160 189V190H159ZM182 189V190H181ZM92 190V191H91ZM99 190V191H98ZM140 191V192H138V191ZM144 190H148V191H144ZM163 190V191H162ZM201 190V189H200ZM202 190H203V188H202ZM86 191V192H85ZM96 192V194H95V199L93 198L92 200H90L91 202H89L85 207H87V208H84V207H82V208H80V205H79V203H80V199L81 198H84L85 197V195H88L89 194V192H90V194H91V192ZM100 192L99 193V197H98V192ZM122 191V192H121ZM126 191H128L129 193H130V195L128 194V192H126ZM26 192V193H25ZM52 192V193H51ZM84 192V193H83ZM103 192V193H102ZM120 192V193H119ZM127 194V195H129V196H127L125 193ZM134 192H136V193H134ZM144 192V193H143ZM217 192V193H216ZM55 193V194H54ZM66 194V196H65V194ZM106 193V194H105ZM123 193V194H122ZM146 193V194H145ZM149 195H148V194ZM37 194V195H36ZM81 194V195H80ZM89 194V195H90ZM107 198H109V196H111L109 199H104V196ZM108 194V195H107ZM111 194H113V195H111ZM114 194H116V196L114 195ZM121 194V195H120ZM140 194H141V196H140ZM152 196H151V195ZM165 194V193H164ZM24 195V196H23ZM49 195V196H48ZM54 195H56V196H54ZM67 195H68V197H67ZM74 195V196H73ZM77 195H78V197H77ZM117 195H119V196H117ZM21 196V197H20ZM34 196V197H33ZM40 196V197H39ZM60 196H62V197H60ZM65 196V197H64ZM112 196H114V197H112ZM129 197L128 198V200L129 201H127V197ZM143 196V197H142ZM147 197V199H146V197ZM149 196V197H148ZM151 196V197H150ZM46 197V199L44 200V198ZM60 197V198H59ZM72 197V198H71ZM74 197V198H73ZM87 197V196H86ZM98 197V198H97ZM116 197H119L118 199L116 198ZM134 197H137V198H135L134 199ZM141 197L143 198V200L141 199ZM20 198V199H19ZM29 198V199H28ZM31 198V199H30ZM48 198V199H47ZM52 198V199H51ZM64 198V199H63ZM66 198H68V199H66ZM101 198H103V200L101 199ZM111 198H112V200H115L114 202L111 200ZM116 198V199H115ZM134 199V201H133V199ZM167 198V199H166ZM56 199H58V200H56ZM70 199V200H69ZM101 199V200H100ZM136 199H138V200H136ZM140 199L142 200V201H140ZM18 200V201H17ZM43 200V201H42ZM73 200V201H72ZM113 202V203H115V204H113V203H110L111 201ZM116 200H118V201H116ZM121 200V201H120ZM145 200H147V201H149L148 202V204L150 205H148L147 204V201H145ZM151 200H152V202H151ZM161 200H163V201H161ZM190 200V201H189ZM187 202L185 201L184 202V204H185V207H189V209L188 210H190V207H191V210L190 211H194L195 209H196V200L195 199H189ZM42 201V202H41ZM75 201V202H74ZM92 201L94 202V203H92ZM104 203H102V202ZM106 201V202H105ZM108 201V202H107ZM110 201V202H109ZM136 201H137V203H136ZM165 201H167L166 203H165ZM194 201V202H193ZM13 202H11V204H13ZM44 202V203H43ZM49 202L51 203V204H49ZM71 202V203H70ZM122 202H124V204L122 203ZM128 202V203H127ZM134 202H135V206L137 207H135L134 206ZM193 202V203H192ZM29 203V204H28ZM61 203V204H60ZM64 203V204H63ZM67 203V204H66ZM126 203V204H125ZM144 203V204H143ZM160 203H163V204H160ZM189 203V204H188ZM27 204H28V206H27ZM49 204V205H48ZM54 204V205H53ZM56 204V205H55ZM95 204V205H94ZM98 204V205H97ZM108 204H112L111 206L110 205H108ZM118 204V205H117ZM121 204V205H120ZM134 206V208H132L131 206ZM151 204H152V206H151ZM153 204H154V206H153ZM165 204V205H164ZM169 204V205H168ZM63 205H64V207H63ZM79 205V206H78ZM93 205H94V207H93ZM106 205H107V207H106ZM117 205V206H116ZM145 207H144V206ZM156 205V206H155ZM160 205H161V208H160ZM167 205H168V207H171L170 205H172V207H171V209L169 208L168 209V207H167ZM188 205V206H187ZM192 205V206H191ZM193 205H194V207H193ZM61 206V207H60ZM68 206V207H67ZM73 206H74V210L76 211L74 214H73ZM90 206V207H89ZM121 206V207H120ZM123 206H125V207H123ZM149 206V207H148ZM30 207V208H29ZM37 207V208H36ZM42 207H44V208H42ZM78 207V208H77ZM89 207V208H88ZM91 207H93V208H91ZM111 207H113V208H111ZM129 207V208H128ZM139 207V208H138ZM146 207H148V208H146ZM155 207H157V209H160V212H161V215L158 217V218H160V219H157V218H153V216H151L152 215V210H154V208ZM176 207V208H175ZM23 208V209H22ZM28 208V209H27ZM33 208V209H32ZM36 208V209H35ZM48 208H50V210L48 209ZM63 208V213H59V212H62V211H60L61 209ZM65 208V209H64ZM70 208H72V209H70ZM97 208V209H96ZM105 208V209H104ZM122 208V209H121ZM127 208V210H125ZM162 208H164V210L165 211H167L166 212V214L167 215H164L165 213V211H163V209ZM194 208V209H193ZM42 209H45L44 211L42 210ZM53 209V210H52ZM55 209V210H54ZM67 209H70V211L71 212H67ZM77 209V210H76ZM81 209V210H80ZM96 209V210H95ZM100 209V210H99ZM107 209V210H106ZM128 209H129V211H128ZM133 211V212H130L131 210ZM137 209L139 210V211H137ZM147 210V213H146V210ZM150 209H151V211H150ZM168 209V210H167ZM57 210V211H56ZM65 210V211H64ZM98 210V212H97V214H96V216L93 218L92 217V214L93 213H95L96 211ZM136 210V211H135ZM102 211V212H101ZM115 211V212H114ZM124 211V212H123ZM143 211H145V213L143 212ZM32 212V213H31ZM34 212V213H33ZM47 212V213H46ZM50 212H52V213H50ZM67 213V214H65V213ZM83 213V214H81V213ZM106 212V213H105ZM136 212V213H135ZM139 213V215L141 216L140 218H139V220L137 219L138 218V216L136 215V214H138ZM142 212V213H141ZM42 213V214H41ZM79 213V214H78ZM100 213H102V215L100 214ZM111 214V216H110V214ZM132 213H135V216L137 217H134L133 215L134 214H132ZM164 213V214H163ZM52 214V215H51ZM54 214V215H53ZM59 214V215H58ZM72 214V215H71ZM76 214V215H75ZM128 214V215H127ZM146 216H145V215ZM150 214V215H149ZM55 215H57V216H55ZM65 215H67V216H65ZM74 215V216H73ZM109 215V216H108ZM112 215H114V216H112ZM127 215V216H126ZM131 215V216H130ZM148 215L150 216V217H148ZM173 215V216H172ZM30 216V217H29ZM62 217L61 218V220H62V222H61V220H60V217ZM73 217V219H71L72 217ZM115 216L117 217V219H115ZM126 218H125V217ZM170 216H171V218H170ZM32 217V218H31ZM47 217V218H46ZM51 217V218H50ZM89 217V218H88ZM97 217V219H95ZM101 217V218H100ZM105 217H107V218H105ZM130 217H131V219H130ZM149 219H148V218ZM164 217V218H163ZM167 218V220L169 221V223H167V220H166V218ZM176 219H174V218ZM33 220L32 222H31V219ZM53 218H54V220H53ZM74 218H76V219H74ZM82 218V219H81ZM111 218H112V221L110 222V220H111ZM114 218V219H113ZM134 218H136V219H134ZM152 218V219H151ZM173 218V219H172ZM95 219V220H94ZM106 219V220H105ZM126 219V220H125ZM133 219V222L131 221ZM172 219V221H170ZM71 222H70V221ZM75 222H74V221ZM77 220V221H76ZM108 220V221H107ZM120 220H123L122 222H120ZM135 220H137V221H139V222H134ZM144 220V222H145V225H146V223H147V227L146 226H144V223L142 222ZM174 220V221H173ZM53 221H55V222H53ZM58 223H57V222ZM98 221H99V223H101V224H99L98 223ZM106 223H105V222ZM128 221V222H127ZM152 221H154V222H152ZM158 221V222H157ZM180 221V222H179ZM30 222V223H29ZM47 222V223H46ZM60 222H61V225H60ZM81 222V223H80ZM88 222V223H87ZM93 222V223H92ZM94 222H96L95 224H94ZM104 222V223H103ZM142 222V223H141ZM22 223V224H21ZM27 225H26V224ZM112 223V224H111ZM129 223V224H128ZM165 223V225H163ZM176 223V224H175ZM38 224H40V225H38ZM48 224V225H47ZM64 224V225H63ZM78 224V225H77ZM85 224V225H84ZM87 224V225H86ZM105 224V225H104ZM129 225V227L131 226L132 227V229H131V227L129 228L128 227V225ZM132 224V225H131ZM134 224H137L136 225V227H135V225ZM138 224H140V225H138ZM143 224V225H142ZM162 224V225H161ZM178 224V225H177ZM52 225H53V227H52ZM54 225H55V227H54ZM60 225V226H59ZM75 226V228L74 227H71V226ZM82 225V226H81ZM108 225V226H107ZM116 227V232L114 233V231H113V229L115 228L114 226ZM125 225L128 227V229H127V227H125ZM154 225H156V226H154ZM168 225V226H167ZM170 225V226H169ZM177 225V226H176ZM21 226V227H20ZM62 226V227H61ZM78 226V227H77ZM90 226V227H89ZM107 226V227H106ZM111 226V227H110ZM137 226H139V228L141 227V229H139ZM163 226V227H162ZM166 226H167V228H166ZM173 226V227H172ZM29 227V228H28ZM61 228V230L59 229V228ZM66 227V228H65ZM100 229H99V228ZM143 227H146L147 229H148V231H147V229L146 228H143ZM153 227V228H158V230H153V229H151V228ZM175 227V228H174ZM23 228V229H22ZM28 230H27V229ZM34 228V229H33ZM72 228V229H71ZM74 228V229H73ZM84 228H86V229H84ZM92 228V229H91ZM103 228H105V229H103ZM110 228V229H109ZM118 228V229H117ZM125 228V229H124ZM136 228H138V229H136ZM163 228V229H162ZM164 228H165V233L167 234H165L164 233ZM171 228V229H170ZM173 228H174V230H173ZM55 229H57V230H55ZM82 229V230H81ZM102 229V230H101ZM112 229V230H111ZM133 229H135V231L133 230ZM150 229V230H149ZM162 229V230H161ZM167 229V230H166ZM35 230H37V231H35ZM54 230V231H53ZM76 230V231H75ZM99 230V231H98ZM119 230V231H118ZM127 230V231H126ZM139 232H138V231ZM141 230H143V232L141 231ZM146 230V231H145ZM151 230H153V231H155V232H153V231H151ZM179 230V231H178ZM29 231V232H28ZM48 231V232H47ZM102 231H103V233H102ZM131 231V232H130ZM145 231V232H144ZM161 231H162V235H163V237H162V235H160L161 234ZM172 231V232H171ZM65 233L66 235H64V234H62V233ZM70 234H69V233ZM93 232V233H92ZM105 232H106V234L107 235H105ZM110 232V233H109ZM118 232V234H116ZM138 232V233H137ZM149 232H151L150 233V235L152 234H155V236H157L156 237V239H155V236L154 237H152V235H151V237H150V235H149ZM153 232V233H152ZM157 232V233H156ZM160 232V233H159ZM168 232H170V233H168ZM174 232V233H173ZM176 232V233H175ZM43 234V236L45 237V239L47 240L45 243H41V239H39L40 237H41V235L38 237V235L39 234ZM59 235H58V234ZM72 233V234H71ZM80 233V234H79ZM83 233H85L84 235H82ZM95 233V234H94ZM97 233V234H96ZM109 233V234H108ZM136 235H135V234ZM141 234V237H143V236H145V234H146V236H148L147 238H146V236L143 238L144 240H141V238H139V235ZM144 233V234H143ZM180 234V236H179V234ZM34 234V235H33ZM54 234V235H53ZM114 234H116L115 236H114ZM119 234H120V236H119ZM123 234L124 235H127V237L126 236H123ZM132 234H133V236H132ZM137 234H139L138 236H137ZM174 234H176V235H174ZM32 235V236H31ZM49 235V236H48ZM62 235V236H61ZM64 235V236H63ZM68 235V236H67ZM77 235V236H76ZM96 235V236H95ZM102 235V236H101ZM105 235V236H104ZM132 237H131V236ZM167 236V238H165V236ZM52 236V237H51ZM54 236H58L57 237V239H56V237H54ZM83 236V237H82ZM108 236H109V238H108ZM112 236H114V237H112ZM158 236H160V237H162V239L160 238H158ZM168 236H169V238H168ZM171 236V237H170ZM23 237H25L24 239H23ZM33 237V238H32ZM72 237H74L73 238V241H71L72 240ZM97 237V238H96ZM123 237V238H122ZM124 237H126V239L128 240H126V239H124ZM128 237H130V240H129V238ZM38 238V239H37ZM48 238V239H47ZM64 238V239H63ZM66 238H68V241H67V239ZM70 238V239H69ZM98 238H100V239H98ZM115 238V239H114ZM122 238V239H121ZM133 238H134V240L135 241H133ZM148 238H150V239H148ZM152 238V239H151ZM90 239V241H88ZM94 239V242L92 241ZM107 239V240H106ZM119 241H118V240ZM121 239V240H120ZM136 239H138V241L136 240ZM140 239V240H139ZM146 239H148V240H146ZM156 241H155V240ZM166 240V244H164L163 242ZM77 240V241H76ZM84 240V241H83ZM103 240V241H102ZM107 241V243L105 242V241ZM110 240H112L111 242H110ZM116 240V241H115ZM125 240V241H124ZM132 240V242H130ZM150 240H151V242H150ZM152 240H154L153 242H152ZM160 242H159V241ZM39 241H40V243H39ZM57 241V242H56ZM64 241V242H63ZM87 241V242H86ZM143 243H141V242ZM147 242L148 241V243L146 244V246L144 245V242ZM163 241V242H162ZM62 242V243H61ZM66 242V243H65ZM76 242V243H75ZM86 242V243H85ZM103 242V243H102ZM109 242V243H108ZM116 242V243H115ZM123 242V243H122ZM130 242V243H129ZM133 242H135V243H133ZM145 242V243H146ZM150 242V243H149ZM157 242V243H156ZM64 243V244H63ZM117 244V245H115V244ZM121 243V244H120ZM126 243V244H125ZM137 243H141L140 245H143L142 246V248L140 247V246H138V247H140L141 249L139 250V251H141V250H143V251H141V252H139V251H136L135 249H138V247L136 246L137 245ZM162 243V244H161ZM41 244V245H40ZM77 244V245H76ZM95 244H96V246H95ZM99 244V245H98ZM110 244V245H109ZM129 244V245H128ZM133 244H134V246H133ZM160 244V245H159ZM163 244H164V246H163ZM169 244V245H168ZM58 245V246H57ZM94 245V246H93ZM102 245V246H101ZM123 245V246H122ZM126 245V246H125ZM127 245H128V247H127ZM139 245V244H138ZM39 246V247H38ZM61 246H62V248H61ZM73 246H74V248H73ZM75 246H76V248H75ZM93 246V247H92ZM117 246V247H116ZM133 246V247H132ZM92 247V248H91ZM101 247H103V248H101ZM121 247V248H120ZM135 247V248H134ZM163 247V248H162ZM167 247V248H166ZM173 248L174 250H172L171 248ZM88 249V250H86V249ZM117 248V249H116ZM118 248H120V250L118 249ZM123 248H124V250H123ZM131 248V249H130ZM162 248V249H161ZM67 249V250H66ZM69 249V250H68ZM102 249H103V251H102ZM109 249V250H108ZM132 249H134V251L133 252H135L134 254H133V252H130ZM152 249V250H151ZM165 251H164V250ZM168 249V250H167ZM169 249L171 250V251H169ZM49 250V251H48ZM84 250H86V252L84 251ZM98 250V251H97ZM147 250V251H146ZM161 250H163V251H161ZM76 251V252H75ZM84 251V252H83ZM105 251V252H104ZM108 251V252H107ZM109 251H111V252H109ZM119 251V252H118ZM124 251V254L122 253ZM144 251H146L147 253H148V255H145V253L146 252H144ZM170 253H168V252ZM43 252V253H42ZM79 252H81V253H79ZM95 252V253H94ZM97 252V253H96ZM104 252V253H103ZM128 252H130V254H128ZM144 252V253H143ZM153 252V253H152ZM165 252H167V253H165ZM175 252V253H174ZM79 253V254H78ZM83 253H85V254H83ZM87 253V254H86ZM103 253V254H102ZM114 253V254H113ZM120 253V254H119ZM126 253V254H125ZM137 253V254H136ZM146 253V254H147ZM155 253L157 254V255H155ZM161 253V254H160ZM163 253V254H162ZM174 253V254H173ZM180 255H179V254ZM100 254H101V256H100ZM110 254V255H109ZM111 254H112V256H111ZM153 255L151 258L149 257V259L147 258L149 255ZM166 254V255H165ZM175 254L176 255H178V256H175ZM76 255V256H75ZM103 255H104V257H105V259H104V257H103ZM119 255V256H118ZM121 255V256H120ZM126 255V256H125ZM133 255V256H132ZM146 257H145V256ZM165 255V256H164ZM71 256H73V257H71ZM87 256H89V257H87ZM96 256H98V257H96ZM135 256H136V258H135ZM142 258H141V257ZM170 256H174V257H170ZM122 257V258H121ZM123 257H125V258H123ZM166 257V258H165ZM170 257V258H169ZM176 257V258H175ZM181 258V259H183V260H180L179 258ZM71 258V259H70ZM135 259V261H137V262H134V259ZM144 258H146V259H144ZM158 258V259H157ZM162 258V259H161ZM178 258V259H177ZM54 259V260H53ZM97 259V260H96ZM99 259V260H98ZM102 259V261H100ZM113 261V262H111V260ZM123 260V262H122V260ZM125 259V260H124ZM148 259V260H147ZM92 260V261H91ZM106 260V261H105ZM155 260H158L157 261V263H155L156 261ZM56 261V262H55ZM80 261H82V262H80ZM98 261V262H97ZM108 261V262H107ZM128 261H129V263H128ZM143 261V262H142ZM153 261V262H152ZM161 261V262H160ZM184 263H183V262ZM189 261V263H187ZM97 262V263H96ZM110 262V263H109ZM141 262V263H140ZM149 262V263H148ZM162 263V264H163Z\"/></svg>",
  "mask_w": 264,
  "mask_h": 264
},
{
  "label": "bare ground",
  "instance_id": "2",
  "mask_svg": "<svg viewBox=\"0 0 264 264\" xmlns=\"http://www.w3.org/2000/svg\"><path fill=\"white\" fill-rule=\"evenodd\" d=\"M25 1L26 0H0V3L2 4V6L4 7L3 9H1L2 11L4 10V9H6L8 12L9 11H13V9L14 10H16V16H15V22L13 21V20H11L10 19V21H13L12 23L14 24H9L8 22V24L9 25H11V26H7V28H6V30H1V28H0V46L2 47V49L4 50V52H3V56H2V64L4 63V65H2V64H0L1 65V67L3 68V69H1L0 68V73H1V70L2 71H4L5 72V70H4V67H5V63H6V61L8 62V60L9 59H17L18 60V63L17 64H19L18 65V67H21L22 68V66H23V69H24V66L25 65H29V64H27L28 63V60H26L25 58H27V57H25V54H24V52H25V49H27V48H39V50H40V55H38L39 57L37 58V60L36 61H32L33 63H31V62H29L31 65H29L30 67L31 66H34V65H36L37 64V66L38 67H40L43 63H44V61L45 60H51L50 61V63L52 64V65H55L56 63H59L60 64V62H64L65 61V64L67 65V64H69V66H70V62H71V59H72V53H73V49H75V48H81V50H83L82 49V47H84V48H87L86 47V45H87V43H89L90 42V39L89 40H87L86 42H84L83 40H82V42L79 40V39H81V38H78V36L80 35V32H82L83 30V28H81V27H79V26H77V24H73V23H71V29H69L70 30V32L68 33V37H64V39H62V42L60 43V44H58V43H56L57 41V39H56V37H51V36H48V37H41V35L39 36V34H38V29H37V27L36 28H34V31H31V33L29 32V33H27V27H29L30 25H32V24H34L33 22L34 21H36V19L37 18H33V17H35L34 15H33V17H31V16H29V11H30V6L28 7V5H26L25 4ZM54 1V0H53ZM52 1V2H53ZM100 1L102 2L103 1V5L104 6H106L105 5V3L107 2L108 4H109V6H107V11L106 10H104V8H101V10H103V13H105L106 14V12H108V13H110L111 14V16L109 17V20H107L106 18H104V19H102V13L98 16V17H96L97 18V21H96V23H98V22H102V21H109L110 22V31H111V33H113V35L115 36V38H114V36H113V38L110 36V33H109V41H108V43H104L103 41H102V44H98V49H96V50H94V52H95V54H96V56H94L93 58H91L92 60H87V59H82V60H78V62L76 61V63L74 64V65H71V67L72 68H70V69H68V68H65L64 70H63V68L64 67H62V72L59 74V72L60 71H57L58 72V74H53V73H51L50 72V69L49 68H46V69H44V68H42L41 67V69H43V70H40L38 67V69H39V71H43L42 72V74H40V76L41 75H44L46 78H45V80L47 79L48 81L51 79V78H57L58 80H57V82L58 81H60L62 84H64L65 85V83H67V82H69L70 81V79L73 77V76H75V77H82V78H88V77H90V79H91V81H92V83L94 84V86H95V90L97 91V92H102L103 91V89H104V87H107V86H109V88H110V91H109V102L108 103H112L113 102V104L115 103V101L114 100H116L117 99V97L118 96H123V94L125 93V92H128V90L129 89H127V87H125V84L122 82L120 85H118V86H113L112 84H114V80L115 79H117L118 78V76H121V75H124V71H126V69L125 68H127V65H128V61L126 62V61H124V60H122V56L124 55V54H126L127 52H125V49H126V47H123V50H116L117 48H115L116 46H117V43L118 42H120V41H123V39H127V36L128 35H130V32H131V34H139V35H141L140 37H138V39L140 40V41H137V43H140V45H145V44H147V45H149V47H150V45H152V41H153V38L155 37V35H158L159 37L158 38H162V37H164V36H169V37H171V40L170 41H165V40H162V41H164V45L166 46V48H165V53L167 54V56H168V59L170 58V57H172V56H174L175 54H178L179 56H181V57H184V54H186V53H184L185 51L187 52V49L188 48H190V50H191V46H193V45H197V46H204V45H207V46H210V44H214V39H215V41L217 40V39H219L218 38V36L220 35L221 37L220 38H223L225 41H228V40H231V38H232V36L233 35H236L237 33H239L240 31H235V29L232 27V26H230L231 24L229 23V21H222V20H217V19H215V20H217L216 22H215V24H212V25H207L202 19H201V17L199 16V15H197V13L195 14V13H192V12H189V11H187L186 10V6H184V4H183V2L181 1V0H155V3H156V7H163L164 8V13H158V11L159 10H157L156 12L154 11V10H151V13H150V17L148 16V18H145V9H146V7H148L147 6V3L145 2V1H148V0H97V2H96V0L94 1V2H91L90 0H85V3H83V4H86V2L87 3H89V5H92L93 6V4H94V6H96V5H98V4H100L101 5V3H100ZM150 1V0H149ZM195 2L197 1V0H194ZM235 1V0H234ZM242 1V0H241ZM51 2V1H50ZM186 2H188V0H186ZM222 2H224V1H222ZM221 2V3H222ZM27 3V2H26ZM55 3H57V2H55ZM93 3V4H92ZM220 3V2H219ZM232 3H234V2H232ZM255 3H256V1H255ZM35 4V3H34ZM83 4H80V5H83ZM96 4V5H95ZM150 4V3H149ZM148 4V5H149ZM237 4V3H236ZM263 4V3H262ZM50 5V4H49ZM52 5V4H51ZM54 5V4H53ZM257 5V4H256ZM34 6V5H33ZM58 6V5H57ZM56 6V7H57ZM62 5H60V7H61ZM85 6V5H84ZM234 6V5H233ZM258 6V5H257ZM260 6H261V4H260ZM36 7H37V5H36ZM64 7H66V5L64 6ZM87 7V6H86ZM82 8V10L80 9V11L77 13H74V12H72V13H67V15H69L70 16V18L72 19V18H77V19H80V18H82V20H85V19H89V17L92 15V14H94V11L92 12L91 10L93 9V8H95V7H91V9H88V8ZM205 7V6H204ZM1 8V7H0ZM51 8V7H50ZM90 8V7H89ZM163 8H161V9H163ZM252 8V7H251ZM251 8H250V10H251ZM262 8V7H261ZM62 9V8H61ZM66 9V8H65ZM68 9V8H67ZM76 9V8H75ZM140 9H142V10H140ZM153 9H155V6H153ZM160 9V8H159ZM32 10V9H31ZM35 10V9H34ZM40 10V9H39ZM42 10V9H41ZM139 10L140 11H142V12H139ZM146 10H149V9H146ZM208 10V9H207ZM261 10V9H260ZM7 11H5L6 13H7ZM36 11H38V10H36ZM69 11H72V9L71 8H69ZM75 11V10H74ZM78 11V10H77ZM206 11V9L205 8H201V12H203V13H205V15H207L208 13H206L205 12ZM209 11V13H210V10H208ZM253 11V10H252ZM1 12V11H0ZM30 12H32V11H30ZM34 12V11H33ZM61 12V11H60ZM86 12V13H85ZM89 12V13H88ZM150 12V11H149ZM256 12V11H255ZM254 12V13H255ZM261 12V11H260ZM5 13V14H6ZM10 13V12H9ZM38 13V12H37ZM41 13V12H40ZM65 13V12H64ZM85 13V14H84ZM4 14V13H3ZM3 14H1L0 13V16L2 17V19H3ZM34 14H36V13H34ZM147 14H148V12H147ZM255 14H258V13H255ZM262 14V13H261ZM264 14V13H263ZM11 16V15H10ZM9 16V17H10ZM43 16V15H42ZM62 16V15H61ZM189 16V17H188ZM202 16V15H201ZM220 16V15H219ZM40 17H41V15L38 17L39 19H40ZM64 17H65V15H64ZM68 17V16H67ZM92 17H94V16H92ZM214 17H216V16H214ZM242 17V16H241ZM5 18V17H4ZM7 18V17H6ZM47 18V17H46ZM111 18H112V20H111ZM220 18V17H219ZM261 18L263 19L264 17H262L261 16ZM2 19H1V21H2ZM14 19V18H13ZM188 19V20H187ZM256 19H259L258 17L256 18ZM255 19V20H256ZM261 19V20H262ZM7 20V19H6ZM42 20V19H41ZM68 20H69V18H68ZM96 20V19H95ZM9 21V20H8ZM47 21V20H46ZM92 21H93V18H92ZM115 21V22H114ZM184 21H186V26H183V24H184ZM254 21V20H253ZM252 21V22H253ZM258 21V20H257ZM6 22V21H5ZM37 22V21H36ZM42 22V21H41ZM48 22V21H47ZM46 22V23H47ZM113 22L115 23L114 25H112L113 24ZM1 23V22H0ZM63 23V22H62ZM2 24H4V23H2ZM2 24L0 25V26H2ZM40 24V23H39ZM42 24H43V22H42ZM50 24V23H49ZM65 24V23H64ZM102 24V23H101ZM261 24V23H260ZM35 25V24H34ZM38 25V24H37ZM185 25V24H184ZM253 25V24H252ZM264 25V24H263ZM15 26V27H14ZM50 26V25H49ZM67 26V25H66ZM69 26V25H68ZM5 27V26H4ZM45 27V26H44ZM46 27H47V25H46ZM70 27V26H69ZM250 27V26H249ZM255 27V26H254ZM253 27V28H254ZM30 28H31V26H30ZM136 28H138L137 30H135ZM214 28V31H212V29ZM2 29H3V26H2ZM120 29H122V30H120ZM250 29V28H249ZM31 30V29H30ZM43 30V29H42ZM48 30V29H47ZM61 30V29H60ZM82 30V31H81ZM253 30V29H252ZM257 30V29H256ZM261 30V29H260ZM41 31V30H40ZM54 31V30H53ZM55 31H58V30H56L55 29ZM92 31V30H91ZM255 31V30H254ZM60 32V31H59ZM262 32V31H261ZM44 33V32H43ZM47 33H48V31H47ZM54 33V32H53ZM85 33V32H84ZM248 33V32H247ZM252 33V32H251ZM250 33V34H251ZM255 33V32H254ZM49 35H50V33H48ZM58 34V33H57ZM82 34V33H81ZM127 34V35H126ZM182 34V35H181ZM240 34V33H239ZM238 34V35H239ZM42 35H45V34H42ZM56 35V34H55ZM61 35V34H60ZM86 35V34H85ZM88 35V34H87ZM101 36H102V34H101ZM107 36V35H106ZM261 36V35H260ZM88 37H90L89 35H88ZM103 37H104V35H103ZM235 37V36H234ZM257 37V36H256ZM254 38L253 40H251V38L249 39V41H250V43H251V45L249 46V49H246V50H243L244 52L241 54L242 56H243V58L244 57H246V55L248 56L249 55V52L251 51V49H253V48H259L260 49V51L262 52V50L264 51V41L263 42H261V43H259L258 41H257V38L259 37V35H258V37L257 38ZM63 38V37H62ZM100 38H102V37H100ZM165 38V37H164ZM168 38V37H167ZM262 39H264V36L262 35V37H261ZM261 38H259V39H261ZM58 39H60V38H58ZM83 39V38H82ZM103 39V38H102ZM106 39V38H105ZM233 39V38H232ZM258 39V40H259ZM155 40V39H154ZM157 40V39H156ZM169 40V39H168ZM61 41V40H60ZM100 41H101V39H100ZM159 41V40H158ZM161 41V40H160ZM243 41V40H242ZM253 41L254 42H256L257 44L255 45V43H253ZM106 42V41H105ZM238 41H236V43H237ZM240 42H241V40H240ZM161 43H163V42H161ZM243 43V42H242ZM220 44H222V43H220ZM240 44V43H239ZM245 44H247V43H245ZM155 45V44H154ZM163 45V44H162ZM161 45V46H162ZM216 45V44H215ZM214 45V46H215ZM252 45H254L251 49H250V47L252 46ZM179 46H182L183 47V51L182 52H176V48L177 47H179ZM220 46V45H219ZM233 46V45H232ZM246 46V45H245ZM245 46H243V47H245ZM1 47H0V49H1ZM194 47V46H193ZM192 47V48H193ZM220 47H222V45L220 46ZM226 47V46H225ZM236 47V46H235ZM235 47H233V50L235 49ZM242 46H240V48H241ZM120 48V47H119ZM154 48V47H153ZM195 48V47H194ZM200 48V47H199ZM209 48V47H208ZM230 48V47H229ZM87 49H89V47L87 48ZM154 49H156V48H154ZM160 49V48H159ZM164 49V48H163ZM162 49V50H163ZM215 49V48H214ZM217 49V48H216ZM232 49V48H231ZM239 49V48H238ZM262 49V50H261ZM28 50V49H27ZM38 50V49H37ZM204 51H205V49H203ZM202 50V51H203ZM228 50L229 49H227V53H228ZM29 51V50H28ZM72 51V53L70 54V52ZM75 51H76V49H75ZM86 51V50H85ZM89 51V50H88ZM154 51V50H153ZM179 51V50H178ZM192 51V50H191ZM197 51V50H196ZM225 51V50H224ZM34 52V51H33ZM51 53V57H52V53L54 52V53H57L56 55H57V57H55V58H50V57H48L47 55H48V53ZM78 52H79V49H78ZM81 52V51H80ZM233 52V51H232ZM1 53V52H0ZM76 53V52H75ZM74 53V54H75ZM84 53V52H83ZM158 53V52H157ZM188 53V52H187ZM207 53V52H206ZM213 53V52H212ZM39 54V53H38ZM77 54V53H76ZM129 56H130V54L129 53H127ZM156 54V53H155ZM190 54V53H189ZM194 54V53H193ZM201 51L199 52V50H198V53L195 55V58H193V61L192 62H190V66H189V68H193V67H195L198 63H199V61H201ZM229 54V53H228ZM239 54V55H240ZM261 54H264V52H262ZM260 53L257 55V56H255V59H256V61L254 60V62H259L258 60H261V58H262V55H261ZM1 55V54H0ZM29 55H31V54H29ZM54 55V54H53ZM87 55V54H86ZM89 55V54H88ZM91 55V54H90ZM162 55V54H161ZM219 55V54H218ZM226 55V54H225ZM231 56V62H230V67L231 66H235V65H237V64H240V62L242 61V60H240L239 58H237V56H238V53L235 51L234 52V54H230ZM27 56V55H26ZM73 56H75V55H73ZM166 56V55H165ZM176 56V55H175ZM174 56V57H175ZM187 56V55H186ZM190 56V55H189ZM208 56V55H207ZM206 56V57H207ZM212 56V55H211ZM33 57V56H32ZM78 57V56H77ZM158 57V56H157ZM180 57V58H181ZM188 57V56H187ZM226 57H227V55H226ZM253 57V56H252ZM79 58V57H78ZM78 58H76V60L78 59ZM125 58V57H124ZM167 58V57H166ZM192 58V57H191ZM191 58H189V59H191ZM34 59V58H33ZM167 59V60H168ZM175 59V58H174ZM177 59V58H176ZM212 59V58H211ZM216 59V58H215ZM214 59V60H215ZM157 60V59H156ZM170 61H171V59H169ZM187 60V59H186ZM214 60H213V62H214ZM11 61V60H10ZM75 61V60H74ZM166 61V60H165ZM181 61V60H180ZM179 61V62H180ZM11 62H16L15 60L14 61H11ZM10 62V63H11ZM203 62H205V61H203ZM212 62V63H213ZM0 63H1V61H0ZM34 63H36V64H34ZM160 63H162L161 61H160ZM164 63H166V62H164ZM187 63V62H186ZM202 63V62H201ZM200 63V64H201ZM206 63H208V62H206ZM215 63V62H214ZM223 63V62H222ZM7 64V63H6ZM46 64H48V63H46ZM65 64H62V65H65ZM72 64H73V59H72ZM249 64V63H248ZM262 64V63H261ZM8 65H9V63H8ZM11 65V64H10ZM16 65V64H15ZM172 65H174V63L172 64ZM202 65H204V64H202ZM217 65H218V63H217ZM260 65V64H259ZM60 66V65H59ZM180 66V65H179ZM257 66V65H256ZM7 67V66H6ZM15 67V66H14ZM14 67H12V68H14ZM26 67V66H25ZM28 67V66H27ZM45 67V66H44ZM53 67V66H52ZM164 67V66H163ZM166 67V66H165ZM168 67V66H167ZM172 67V66H171ZM175 67V66H174ZM9 68V67H8ZM10 68H11V66H10ZM16 68V67H15ZM20 68V69H21ZM33 68V67H32ZM54 68V67H53ZM59 69H60V67H58ZM58 68H57V70H58ZM201 68V67H200ZM206 68V67H205ZM212 68V67H211ZM210 68V69H211ZM216 69H217V67H215ZM247 68L248 69H252L253 68V65L252 64H249V66H247ZM258 68V67H257ZM23 69H21V70H23ZM55 70H56V67L54 68ZM185 69V68H184ZM196 69H198V68H196ZM213 69H214V66H213ZM216 69H214V70H212V71H210L209 70V68H206V71H208V77H207V81L209 82V80H211V76L213 75L214 76V72H215V70ZM219 69H220V67H219ZM227 69V68H226ZM226 69L225 68H223V70H222V74H224L225 73V71H226ZM241 69V68H240ZM12 70V69H11ZM16 70V69H15ZM19 70V69H18ZM55 70H54V73H55ZM168 70V69H167ZM173 70V69H172ZM178 70H180V69H178ZM182 70V69H181ZM218 70V69H217ZM216 70V71H217ZM238 70H239V68H238ZM8 71H9V69H8ZM13 71V70H12ZM26 71H28V70H26ZM31 71V70H30ZM29 71V72H30ZM33 71V70H32ZM38 71V72H39ZM187 71H188V69H187ZM197 71V70H196ZM199 71V70H198ZM249 71V70H248ZM4 72H3V74H4ZM36 72H37V70H36ZM37 72V73H38ZM183 72V71H182ZM200 72V71H199ZM255 72V71H254ZM257 72V71H256ZM260 72V71H259ZM6 73H7V71H6ZM9 73V72H8ZM16 73H17V71H16ZM30 73H32V72H30ZM226 73H228V72H226ZM231 73V72H230ZM253 73V72H252ZM252 73L250 74H246V77L243 79L242 77H238V78H236V83L235 84H231L232 86L234 85L235 86V89L236 90H234V95L236 96V98H234V104L232 103L231 105H227V104H229V103H227L226 104V106L223 104L221 107H223L221 110L224 112L223 113V118H221L220 119V121H222L223 119H225L224 121H226V119H228L226 122H224V124H230L231 126H237L238 127V132L239 133H241L243 136H244V140L246 141V146L245 147H241V148H239L238 149V146H237V144H236V146L234 147V146H232V145H229L228 147L227 146H225V147H227L226 149H224V147H222V149L220 150V148L221 147H219V148H217L216 149V152H214V154L212 153L211 154V156H209V153L208 152H206V149H203L202 148V150H200L199 149V146H201V139H199L198 140V142H197V145L196 146H198V150H196V153H194V152H192L191 150H188L187 148L186 149H183L182 151H180L181 152V159L183 158L185 161H191L192 159H193V157H194V155L196 156L197 155V152H198V154H201V153H207L206 154V156H204L203 155V157H208L209 156V159L208 160H212V162L214 161L215 162V160L219 157L220 158V160H218V162L217 163H219V162H221L220 164H218L219 166H218V168H214V167H211V168H206V169H208V171L210 172L209 174H207V172L205 171V169L203 168V166L202 165H204V167L205 166H207V164L205 165L201 160H199V163H198V165H194V167L193 168H195V170L196 169H198V170H204L202 173H200V177H198V179L196 180V181H194V184L192 185V186H187L186 185V183H185V185L187 186V190L186 191H183L182 189V192L181 191H179L180 190V188H179V190H178V181L180 180V173H179V171L178 170H176V176L174 177L175 179H173V180H169L170 182L168 183V187L166 188V190H165V194L164 193H162V192H158L156 195H155V198H153L155 201L156 200H158L159 201V199H161L160 197L162 196H166L167 198H168V200L170 201V202H172V204L174 205V206H176V207H178V208H181V207H183L184 209L182 210V214H181V229H182V233H180L181 234V236H180V234H179V236H180V238H175V237H171L170 238V240L172 241V242H170L169 244L170 245H172L171 247H174L176 250H178L179 251V253H181V257L183 258V259H186V260H188V259H192V264H264V253L261 255V254H259V253H257L258 251H259V249L260 248H264V193H263V200L261 199V200H259V202H261V205H260V208H258L259 207V205H254L253 203L254 202H250V198H251V195H250V192H254L256 195H258L259 194V190L261 189V187L262 186H258L256 183L257 182H260L261 181V179L262 180H264V81H260V82H258L257 81V85H255V86H253L252 84L254 83L253 82V75H252ZM1 75L2 77L3 76H5V75ZM15 74V73H14ZM19 74H21L20 72H19ZM19 74H17L16 76L17 77H19ZM25 74H27V73H24L23 75H25ZM36 74V73H35ZM154 73H152L151 75H153ZM170 74V73H169ZM188 74V73H187ZM196 74V73H195ZM229 74V73H228ZM240 74V73H239ZM38 75H39V73H38ZM128 75H130V73L128 74ZM171 75V74H170ZM184 75V74H183ZM186 75V74H185ZM204 74H200L198 77H197V79H198V81H201L202 80V76H203ZM216 75V74H215ZM227 75V74H226ZM263 75V74H262ZM12 76H13V73H12ZM32 76V75H31ZM31 76H30V78H31ZM37 75H35L34 77H36ZM40 76H37V77H40ZM190 77H188V80L191 78V76L193 77V74L192 73H190V75H189ZM220 76H221V73H220ZM233 76V75H232ZM239 76V75H238ZM241 76V75H240ZM258 76V75H257ZM9 77H11V75H9ZM22 77V76H21ZM27 77H29L28 75H27ZM33 77V78H34ZM186 77V76H185ZM184 77V78H185ZM230 77V76H229ZM236 77V76H235ZM6 78H7V74H6ZM6 78H4L5 80H6ZM178 78H179V76H178ZM183 78V79H184ZM194 78L196 79V76H194ZM217 78V77H216ZM228 78V77H227ZM35 79V78H34ZM174 79V78H173ZM205 79V78H204ZM221 79V78H220ZM223 79V78H222ZM260 79V78H259ZM264 79V78H263ZM1 80H2V78H1ZM0 80V81H1ZM31 80H33V79H31ZM35 80H38L39 81V79H35ZM177 80V79H176ZM188 80H185V81H188ZM213 80H214V77H213ZM219 80V79H218ZM260 80H262V79H260ZM29 81V80H28ZM37 81V82H38ZM54 81H56L55 79H54ZM79 80H77V81H73V82H78ZM185 81L183 82V86L179 89V90H184L187 94H190V95H193V101H195V97H194V94L196 95V93H195V86H194V88H191V86L189 85V84H186L185 83ZM190 81V80H189ZM225 81V80H224ZM5 82V81H4ZM7 82H9V81H7ZM35 82V81H34ZM33 81H32V84H35V83H37V82H35L34 83ZM43 82V81H42ZM45 82V81H44ZM81 82V81H80ZM83 82V81H82ZM175 82V81H174ZM228 82V81H227ZM13 83V82H12ZM12 83H9V84H11L12 85ZM19 83V82H18ZM17 83V84H18ZM29 83V82H28ZM27 83V84H28ZM30 83H31V81H30ZM29 83V85H31V86H33L32 84H30ZM46 83V82H45ZM72 83V82H71ZM180 83H181V81H180ZM192 83V82H191ZM207 83V82H206ZM226 83V82H225ZM16 84V86H17V90H19V87H18V85ZM41 84V83H40ZM43 84V83H42ZM42 84H41V86L38 84V89L41 91V92H45L46 93V91H47V89L49 90V88H51L52 89V87H47L48 86V84H47V86L45 85V86H42ZM73 84V83H72ZM80 84V83H79ZM7 85V86H6ZM13 85H15V84H13ZM36 85V84H35ZM50 85H52V84H50ZM71 85V84H70ZM198 85V84H197ZM208 85V84H207ZM20 86H22V85H20ZM39 86H40V88H39ZM56 86V85H55ZM66 87H67V85H65ZM76 86V88H77V85H75ZM74 86V87H75ZM176 86V85H175ZM178 86H180V84H178ZM202 86V85H201ZM8 87V83L7 84H5V87H4V89H8L7 88ZM10 87V86H9ZM13 88H15V86H12ZM12 87H10V88H12ZM27 87H30V86H28L27 85ZM34 87V86H33ZM71 87H72V85H71ZM203 87V86H202ZM216 87V86H215ZM0 88H3V87H0ZM59 88V87H58ZM58 88H56V89H58ZM68 88V87H67ZM67 88H62V90L60 91V93L58 94V97L57 98H59L60 100H58V101H64V100H68L69 98H71L72 96L74 97V96H77L76 94H75V90L74 91H71V90H69V89H67ZM73 88V87H72ZM85 88V87H84ZM87 88H89V87H87ZM212 89H213V87H211ZM22 89H23V87H22ZM198 89V88H197ZM205 89V88H204ZM209 89V88H208ZM211 89V90H212ZM234 89V88H233ZM16 90V92H18V94L21 96V95H23V98H26L24 95H26L27 96V94L28 93H26V94H24V93H22V94H20L21 93V91H25V90H21L20 91V93H19V91H17ZM29 89L27 88V91H28ZM34 90H36V89H33V91H32V88L30 87V90H29V93L30 94H28V96L29 95H32L33 96V94H34ZM54 90H55V88H54ZM109 90V89H108ZM200 90V89H199ZM198 90V91H199ZM223 90V89H222ZM2 91V90H1ZM7 90H5V92H6ZM9 91V90H8ZM10 91H11V89H10ZM13 92L15 91V89L14 90H12ZM11 91V92H12ZM26 91V92H27ZM32 91V92H31ZM85 90H83V92H84ZM178 91V90H177ZM201 91H203V90H201ZM210 91V90H209ZM208 91V92H209ZM228 91V90H227ZM232 91V90H231ZM38 92V91H37ZM48 92V91H47ZM56 93H57V91H55ZM81 92V91H80ZM182 94H184L185 95V93L184 92H182V91H180ZM216 92V91H215ZM15 93V92H14ZM32 93V94H31ZM48 93H50V92H48ZM52 93V92H51ZM103 93L105 94V92L103 91ZM225 93V92H224ZM246 93H247V95H246ZM13 94V93H12ZM18 94H17V98L19 99V100H17V101H19L20 102V100H21V98H20V96H18ZM40 93H38V98H39V95ZM42 95H43V93H41ZM47 94V93H46ZM55 94V93H54ZM107 94V93H106ZM127 94H129V93H127ZM151 94H152V92H151ZM177 94H179V93H177ZM199 93H197V95H198ZM210 94V93H209ZM212 94V93H211ZM1 95H2V93H1ZM15 94H13V96H14ZM41 95V96H42ZM55 95H57V94H55ZM87 95H88V93H87ZM86 95V96H87ZM180 95V94H179ZM206 95V94H205ZM213 95V94H212ZM218 95V94H217ZM246 95V96H245ZM6 96V95H5ZM31 96V98H33ZM35 96H37V94H36V92H35ZM44 96V95H43ZM79 96V95H78ZM98 96V95H97ZM104 96V95H103ZM129 96V95H128ZM152 96V95H151ZM171 96V95H170ZM169 96V97H170ZM200 96V95H199ZM203 96H204V94H203ZM222 96V95H221ZM2 96H0V99H2L1 98ZM8 97V96H7ZM10 97V96H9ZM47 98L49 97L48 95L46 96ZM54 97V96H53ZM53 97L51 96V99H53ZM123 97H125V96H123ZM156 97V96H155ZM158 97V96H157ZM164 97V96H163ZM197 97V96H196ZM206 97V96H205ZM217 97V96H216ZM228 97V96H227ZM10 98H12V95H11V97ZM15 98V97H14ZM28 98H30V97H28ZM37 97H35V99H36ZM46 98V99H47ZM55 98V97H54ZM81 98V97H80ZM88 98V97H87ZM93 98H94V96H93ZM121 98V97H120ZM202 98V97H201ZM222 98V97H221ZM42 99V100H41ZM43 99L44 98H40V102L41 101H43ZM77 99H78V97H77ZM96 99V98H95ZM156 99V98H155ZM158 99V98H157ZM162 99V98H161ZM165 99V98H164ZM179 99V98H178ZM197 99V98H196ZM200 99V98H199ZM198 99V100H199ZM4 100H7L6 98L4 99ZM15 100V102H17L16 101V98L14 99ZM26 100V99H25ZM24 100V101H25ZM36 100H38V99H36ZM50 100V99H49ZM73 100H74V98H73ZM72 100V101H73ZM80 100V99H79ZM78 100V101H79ZM101 100V99H100ZM121 100H123L122 98H121ZM126 100H127V98H126ZM136 100H137V98H136ZM141 100H143V99H141ZM151 100V99H150ZM153 100V99H152ZM159 100V99H158ZM168 100V99H167ZM209 100V99H208ZM8 101V100H7ZM23 101V100H22ZM27 101L29 102L30 101V99L28 100H26V105H27V107H30L31 105H33L34 107H35V105H38V106H41V105H39V103L38 104H36V102H38V101H35V100H31L30 102H31V104H30V106H28L29 104L27 103ZM86 101V100H85ZM91 101V100H90ZM163 101V100H162ZM161 101V102H162ZM217 100L215 99V101H214V103L216 102ZM230 101V100H229ZM232 101V100H231ZM5 102L6 101H4L3 102V105L5 104ZM15 102L12 104V106L15 104ZM29 102V103H30ZM43 102H46L45 100L43 101ZM50 101H48V103H49ZM54 101H52V103H53ZM57 102V100H55V103ZM97 102V101H96ZM105 102V101H104ZM122 102H126L125 101V99H124V101H122ZM135 102V101H134ZM175 102V101H174ZM205 102H206V99H205ZM204 102V103H205ZM220 102V101H219ZM223 102V101H222ZM22 103V102H21ZM66 103V102H65ZM71 103V102H70ZM86 103H87V101H86ZM95 103V102H94ZM98 103H100V102H98ZM98 103H97V105H98ZM118 103H120V102H118ZM117 103V104H118ZM127 103H129V102H127ZM126 103V104H127ZM138 103V102H137ZM162 103H166V102H162ZM197 103V102H196ZM202 103V102H201ZM8 104V106L10 105V103H6V105ZM16 104H18L19 105V103L17 102ZM16 104H15V107H17L16 106ZM24 104H25V102H24ZM41 104V103H40ZM43 104V103H42ZM80 104L81 103H79V107H80ZM89 104V103H88ZM103 104V103H102ZM217 104V103H216ZM0 105H2L1 103H0ZM23 105V104H22ZM22 105H20V106H22ZM75 105H76V103H75ZM78 105V104H77ZM76 105V106H77ZM135 105V104H134ZM172 105V104H171ZM180 105V104H179ZM178 105V106H179ZM199 105H202V104H199ZM210 105H212V104H210ZM218 105H220V104H218ZM7 106V107H8ZM20 106H18V108H17V113L20 111V109H19V107ZM43 106H44V104H43ZM41 107V108H44V107ZM49 106V105H48ZM68 106H70V104L68 105ZM119 106V105H118ZM123 106V105H122ZM133 106V105H132ZM137 107H138V105H136ZM176 106V105H175ZM217 106V105H216ZM10 107V106H9ZM5 108V105H4V108L5 109H10V108ZM23 107V106H22ZM26 107V106H25ZM27 107L26 108H24V109H26V112L27 111H29V110H27ZM34 107H31V108H29L30 110H33L34 109ZM47 107V106H46ZM45 107V108H46ZM53 107V106H52ZM51 107V108H52ZM63 107V106H62ZM78 107V108H79ZM100 107V106H99ZM103 107V106H102ZM121 107V106H120ZM129 107V106H128ZM143 107H144V105H143ZM203 107H204V105H203ZM207 107V106H206ZM0 108H1V106H0ZM13 108H14V106H13ZM33 108V109H32ZM37 108L38 107H35V110H37ZM45 108H44V111H49V109H47V110H45ZM58 108V107H57ZM106 108H107V106H106ZM116 108V107H115ZM125 108V107H124ZM127 108V107H126ZM135 108V107H134ZM218 108H219V106H218ZM252 108H254V110L257 112V114H255V117L253 118V121H252V123L250 124V125H253L250 129L248 128L250 125H248V126H246L244 123V126H243V124H238L237 125V123H239L240 122V120L245 116V114L246 113H248ZM2 109V111L0 110V113L2 112L3 113V108H1ZM15 109V108H14ZM18 109H19V111H18ZM24 109H23V111H22V113L24 112ZM56 109V108H55ZM71 109H73V108H71ZM93 109V108H92ZM113 109H114V107H113ZM121 109V108H120ZM175 109V108H174ZM21 110H22V108H21ZM35 110H33V112L35 111ZM95 110V109H94ZM102 110V109H101ZM108 110V109H107ZM111 110H112V108H111ZM136 110V109H135ZM134 110V111H135ZM142 110V109H141ZM146 110H147V107H146ZM208 110V109H207ZM253 110V109H252ZM9 111V110H8ZM12 111V110H11ZM14 111V110H13ZM41 111V110H40ZM44 111H42L41 112V114L43 113H45ZM53 111V110H52ZM77 111V110H76ZM82 111H84V109L82 108ZM86 111V110H85ZM88 111V110H87ZM115 111H116V109H115ZM133 111V110H132ZM179 111V110H178ZM183 111V110H182ZM10 112V111H9ZM8 112V113H9ZM21 112V111H20ZM20 112L18 113V114H20ZM29 112H32V111H29ZM33 112H32V114H33ZM36 112H39V108H38V110L36 111ZM36 112H34V113H36ZM70 112V111H69ZM72 112V111H71ZM79 112V111H78ZM91 112V111H90ZM108 112V111H107ZM111 112V111H110ZM142 112H143V110H142ZM173 112V111H172ZM8 113H6L5 112V114H3V115H6V114H8ZM14 113V112H13ZM16 113V114H17ZM50 113V112H49ZM54 113V112H53ZM57 113V112H56ZM59 113H60V111H59ZM67 113V112H66ZM80 113V112H79ZM102 113V112H101ZM118 113V112H117ZM122 113V112H121ZM149 113V112H148ZM176 113H177V111H176ZM216 113V112H215ZM11 114H12V112H11ZM24 114V113H23ZM28 115H31V116H33V115H36V114H30V113H27ZM63 114V113H62ZM71 114V113H70ZM81 114V113H80ZM88 114V113H87ZM87 114H85V115H87ZM105 114V113H104ZM116 114V113H115ZM128 114V113H127ZM146 114V113H145ZM150 114V113H149ZM154 114V113H153ZM2 115V114H1ZM1 115H0V121H1ZM12 115H14V114H12ZM39 115H40V113H39ZM46 115H48V113L46 114ZM45 115V118H52V117H48V116H46ZM55 115H57V114H55ZM72 115V114H71ZM79 115V114H78ZM84 115V114H83ZM99 115V114H98ZM118 115V114H117ZM130 115V114H129ZM215 115V114H214ZM248 115V114H247ZM7 116V115H6ZM5 116V119L7 118ZM9 116V115H8ZM17 116V115H16ZM15 115H14V118L16 117ZM21 116V115H20ZM31 116H29L28 118H30ZM38 116V115H37ZM37 116H35V117H37ZM40 116H42V115H40ZM39 116V119L40 118H42V117H40ZM44 116V115H43ZM51 116H53V114L51 115ZM58 116V115H57ZM62 115H60V118H62L61 117ZM65 116V115H64ZM102 116H104L105 117V115H103L102 114ZM120 116V115H119ZM140 116H141V114H140ZM139 116V117H140ZM148 116V115H147ZM220 116V115H219ZM11 115L9 116V118H7V119H11V121H12V118L13 117H11ZM17 117H19V116H17ZM26 117H27V115H26ZM56 117V116H55ZM70 117V116H69ZM75 117V115L73 116V122H74V118ZM92 117H93V115H92ZM98 117V116H97ZM110 117V116H109ZM112 117V116H111ZM153 117V116H152ZM152 117H150V118H152ZM252 117V116H251ZM2 118H3V116H2ZM13 118V119H14ZM20 118V117H19ZM19 118H18V120H19ZM21 118H22V116H21ZM20 118V120H22ZM53 118H54V116H53ZM67 118H68V116H67ZM77 118V117H76ZM107 118H108V116H107ZM135 118H137V114H136V117ZM196 118V117H195ZM199 118H201V117H199ZM216 118L217 117H215V122H216ZM5 119L3 118V120L5 121ZM23 119H26L25 117H23ZM31 119V118H30ZM34 119H37V118H34ZM83 119H85V118H83ZM101 119V118H100ZM137 119H139V118H137ZM197 119V118H196ZM204 119V118H203ZM244 119V118H243ZM246 119V118H245ZM2 120V121H3ZM17 120V121H18ZM19 120V121H20ZM41 120V122H42V119H40ZM40 120H38L39 122H40ZM43 120H44V118H43ZM48 120H52V119H48ZM54 120V119H53ZM56 120H57V118H56ZM56 120H55V122H56ZM62 120V119H61ZM115 120V119H114ZM130 120V119H129ZM128 120V121H129ZM136 120V119H135ZM145 120V119H144ZM218 120V119H217ZM2 121L0 122V123H2ZM7 121V120H6ZM14 121V120H13ZM16 121V120H15ZM14 121V122H15ZM18 121V122H19ZM27 121H28V119H27ZM33 121H35V120H32L31 119V121H30V123L29 124H26L27 126L28 125H32V123L31 122H33ZM47 121V120H46ZM46 121H43L42 123H40V124H42V126L44 125V123L46 122ZM60 121V120H59ZM70 121V120H69ZM94 121V120H93ZM102 121V120H101ZM147 121V120H146ZM151 121V120H150ZM159 121V120H158ZM161 121V120H160ZM248 121V120H247ZM21 122V121H20ZM19 122V123H20ZM24 122V121H23ZM29 122V121H28ZM39 122H37L36 121V123L38 124V126H40V124H39ZM48 123H46V124H49L50 125V122L49 121H47ZM77 122H78V120H77ZM82 122V121H81ZM97 122V121H96ZM115 122V121H114ZM122 121H120V123H121ZM136 122H137V120H136ZM135 122V123H136ZM142 122H144V121H142ZM167 122V121H166ZM196 122V121H195ZM251 122V121H250ZM16 123V122H15ZM22 123V122H21ZM25 123H26V121H25ZM25 123H22V126H23V124H25ZM35 123V122H34ZM59 123V122H58ZM58 123H56V124H58ZM66 123H67V121H66ZM69 123V122H68ZM74 123H76V122H74ZM74 123H73V125H74ZM85 123H86V121H85ZM91 123V122H90ZM89 123V124H90ZM103 123H105V122H103ZM129 123V122H128ZM127 123V124H128ZM156 123H158V122H156ZM241 123H242V121H241ZM4 124V123H3ZM3 124L1 125V126H3ZM6 124H7V122H6ZM10 124V123H9ZM14 124V123H13ZM17 124V123H16ZM53 124V123H52ZM61 124H64V123H61ZM61 124H58V125H61ZM70 124H71V126H72V123L70 122ZM111 124H113V123H111ZM151 124V123H150ZM153 124H154V122H153ZM5 125V124H4ZM8 125V124H7ZM7 125H5V126H7ZM30 125V127L31 128H34V126L32 127ZM35 125V124H34ZM48 125V126H49ZM58 125H56V126H58ZM81 126H82V123L80 124ZM84 125V124H83ZM108 125V124H107ZM110 125V124H109ZM119 125V124H118ZM122 125H124L123 123H122ZM138 125H140V124H138ZM144 125H145V123H144ZM156 125V124H155ZM159 125H160V122H159ZM166 125V124H165ZM13 126H16V125H12V126H10V128L11 129H9V130H12V127ZM38 126H37V129H38ZM52 126V125H51ZM78 127H79V125H77ZM106 126V125H105ZM129 126H130V124H129ZM135 126H137V124L135 125ZM134 126V127H135ZM154 126V125H153ZM163 126V124L161 125V127ZM8 127H9V125H8ZM17 127H20V125H17ZM26 126H23V127H20L19 129H23V128H25ZM30 127H28V128H30ZM46 128H47V125L45 126ZM44 126H43V128H45ZM50 127V126H49ZM55 127V126H54ZM53 127V128H54ZM68 127H69V124H68ZM67 127V128H68ZM72 127H74V126H72ZM82 127H84V126H82ZM92 127V126H91ZM110 127V126H109ZM116 127V126H115ZM119 127H120V125H119ZM119 127H118V129H119ZM142 127V126H141ZM143 127H145V126H143ZM146 127H148V126H146ZM145 127V128H146ZM155 127H157V125L155 126ZM3 128H5V127H3ZM13 128H15V127H13ZM27 128V127H26ZM26 128H25V130H26ZM30 128V129H31ZM40 128V127H39ZM42 128V127H41ZM63 128H65L64 126H63ZM85 128H87V127H85ZM89 128V127H88ZM97 128V127H96ZM123 128H125V125H124V127ZM132 128V127H131ZM154 128V127H153ZM158 128V127H157ZM166 128V127H165ZM29 129V130H30ZM36 129V130H37ZM51 129V128H50ZM50 129H48L49 130V133H50ZM58 129H59V126H58ZM62 129V127L60 128V131H62L61 130ZM72 129V128H71ZM94 129H95V127H94ZM106 129V128H105ZM127 129V128H126ZM129 129V128H128ZM136 129V128H135ZM144 129V128H143ZM155 129V128H154ZM153 129V130H154ZM1 130V129H0ZM5 131L4 132H6V131H8L7 130V128H5L4 129ZM14 130V129H13ZM17 130V129H16ZM25 130H23V131H25ZM29 130H27L28 132H29ZM33 130H34V134H35V129H31V133H30V136H31V134H32V132H33ZM42 130V129H41ZM54 130H56L55 128L53 129V132H56V131H58V132H56L57 134L58 133H60L59 132V130H56V131H54ZM115 130H117V129H115ZM123 130V129H122ZM130 130V129H129ZM128 130V131H129ZM140 128H139V132H140ZM153 130H151V132L153 131ZM156 130V129H155ZM154 130V131H155ZM1 131H3V129L1 130ZM18 131V130H17ZM38 131H40V130H38ZM43 131V130H42ZM42 131H40V135H43V133H42ZM45 131V130H44ZM68 131V130H67ZM66 131V129H65V132H67ZM79 131H81V129L79 130ZM92 131V130H91ZM95 131V130H94ZM108 131V130H107ZM125 131V130H124ZM132 131V130H131ZM12 133L11 131H8V133ZM14 132H16V131H14ZM13 132V133H14ZM19 132V131H18ZM17 132V134L19 135V133ZM20 132L21 133H23L21 130H20ZM63 132V131H62ZM88 131H85V133H87ZM93 132V131H92ZM92 132H90V133H92ZM98 132V129H97V131H96V133ZM109 132H111V130L109 131ZM114 132V131H113ZM117 133H118V131H116ZM142 132V131H141ZM148 132V131H147ZM146 132V133H147ZM149 132H150V130H149ZM150 132V133H151ZM164 132H165V129L162 127V128H159L157 131H156V133H155V136H156V138H154V142H152V144L151 145H149V146H146L145 148H141V149H139L138 150V147L137 146H135L134 148H133V151H132V153L130 154V155H133L134 157H136L135 159H136V161H137V165H136V169H135V171H134V174L132 175L133 177H140V175H143V176H145V175H150V176H152L153 177V181H155L159 176H161L162 174H164L165 172H164V168H163V165H162V161H163V159H164V157H166V156H170L171 154H172V152L173 151H170V152H166L167 154H166V156H163V157H161V158H158V159H156L155 160V162L153 163V164H148V162L152 159L151 157H153V156H157V154L160 152V149H163L162 147H160V145H158V143L164 138ZM7 133V132H6ZM6 133L4 134V136L6 135ZM7 133V134H8ZM10 133H9V135H10ZM47 133V130L45 131V134ZM56 133H54L55 135H57ZM64 133V132H63ZM69 133V132H68ZM67 133V134H68ZM79 133V132H78ZM84 133V132H83ZM99 133V132H98ZM101 133V132H100ZM106 133V132H105ZM105 133H104V135H103V133H102V136H106L105 135ZM112 133V132H111ZM153 133V132H152ZM167 133V132H166ZM3 134V133H2ZM16 134V133H15ZM28 134V133H27ZM38 133L36 132V135H37ZM44 134V135H45ZM61 134V133H60ZM66 134V135H67ZM108 134V133H107ZM129 134H131V132L129 133ZM145 134V133H144ZM8 135V136H9ZM23 135V134H22ZM22 135H19V137L20 136H22ZM25 135H26V132H25ZM36 135H34L35 137H36ZM49 135V134H48ZM51 135V134H50ZM65 135V134H64ZM64 135H62L61 137H65ZM70 135V134H69ZM68 135V136H69ZM72 135V134H71ZM75 135H76V133H75ZM78 135H80V134H78ZM77 135V136H78ZM99 135V134H98ZM101 135V134H100ZM119 135H120V133H119ZM147 135V134H146ZM198 135V134H197ZM7 136V135H6ZM16 136V135H15ZM24 136V135H23ZM28 136V135H27ZM38 137H39V135H37ZM47 136V135H46ZM60 136V135H59ZM58 135L55 137V140L54 141H52L53 142V145H52V148L50 147V149L47 147V149H48V151L45 149V151H47V152H49L50 154H52V155H55L54 157H57L58 158V160L60 161V163H58V160L57 161H55V164H58V166H59V164L61 165V166H64V165H66V167H67V153H70V152H72V151H70L69 152V148H71L70 146H69V148L67 147V145H65V143H64V140L62 139V138H60ZM83 136H84V134H83ZM83 136H82V138H83ZM90 136V135H89ZM93 136V135H92ZM111 136V135H110ZM143 136V135H142ZM145 136V135H144ZM3 137V136H2ZM2 137H1V139H2ZM26 137V136H25ZM32 137V136H31ZM35 137H33V138H35ZM44 138H46L45 136H43ZM48 138H49V136H47ZM78 137H80V136H78ZM77 137V138H78ZM86 137H87V135H86ZM91 137V136H90ZM101 137V136H100ZM129 137H130V135H129ZM148 137H149V135H148ZM5 138V137H4ZM4 138H3V140H4ZM13 138H15L14 136H13ZM18 138V137H17ZM24 138V137H23ZM27 138H29V137H27ZM26 138V139H27ZM44 138L42 139L41 138V140H44ZM73 138H74V136H73ZM73 138H70V139H73ZM81 138V139H82ZM89 138V137H88ZM97 138V137H96ZM137 138V137H136ZM139 138V137H138ZM152 138V137H151ZM175 138V137H174ZM7 139H9V138H7ZM36 139H38V138H36ZM35 139V140H36ZM39 139H40V137H39ZM38 139V140H39ZM70 139L68 140V142H67V140L65 141V142H67V144L68 145H70L69 144V141H70ZM94 138H92L91 140H93ZM100 139V138H99ZM104 139V138H103ZM106 139V138H105ZM115 140H116V138H114ZM114 139H112V141L114 140ZM119 139V138H118ZM122 139V138H121ZM126 139H130V138H126ZM148 139V138H147ZM166 139H168V138H166ZM19 140V139H18ZM18 140H16V141H18ZM25 140V139H24ZM23 140V143L24 142H27V141H24ZM31 140V139H30ZM35 140H33L34 141V143H35ZM50 140V139H49ZM75 140H78L79 141V139H75ZM74 140V141H75ZM133 140V139H132ZM137 140V139H136ZM140 140V139H139ZM142 140H144L143 139V137H142ZM5 141V140H4ZM32 141V140H31ZM45 141V140H44ZM42 142V143H46V141H47V139H46V141L45 142ZM51 141V140H50ZM86 141V140H85ZM94 141V140H93ZM108 141V140H107ZM151 141V140H150ZM172 141V140H171ZM174 141H176V140H174ZM177 141H178V139H177ZM203 141V140H202ZM243 141V140H242ZM0 142H1V140H0ZM10 142V141H9ZM12 142V141H11ZM37 142V141H36ZM40 142V141H39ZM52 142H49V143H52ZM73 142V141H72ZM90 142V141H89ZM103 142H105L106 143V141H104L103 140ZM109 142H110V140H109ZM145 142V141H144ZM166 142H167V140H166ZM2 143V142H1ZM5 143V142H4ZM71 143V142H70ZM74 143V142H73ZM80 143V142H79ZM94 143V142H93ZM96 143V142H95ZM99 143V142H98ZM97 143V144H98ZM101 144H102V141L100 142ZM99 143V144H100ZM118 144H119V142H117ZM131 143V142H130ZM129 143V144H130ZM142 143V142H141ZM146 143V142H145ZM172 143H174V142H172ZM15 144H17V143H15ZM19 144H21V142L19 143ZM18 144V145H19ZM30 144H31V142H30ZM33 144V143H32ZM40 144H41V142H40ZM43 144V145H44ZM75 144V143H74ZM82 144V143H81ZM106 144H108V143H106ZM115 144V143H114ZM128 144V145H129ZM135 144H136V142H135ZM163 144H164V140H163ZM170 144V143H169ZM212 144V143H211ZM2 146L3 145H6V146H10V143H9V145H7V142H6V144H1ZM0 145V149H1V146ZM11 145H12V143H11ZM26 145V144H25ZM28 145H29V143H28ZM38 145V142H37V144H36V146ZM43 145H42V147H41V149L42 148H44L43 147ZM71 145H73L72 143H71ZM78 145V144H77ZM84 145V144H83ZM93 145H96V144H93ZM104 145V144H103ZM174 145V144H173ZM5 146V147H6ZM13 146H14V143H13ZM32 147H33V145H31ZM40 146V145H39ZM47 146V145H46ZM45 146V147H46ZM89 146V145H88ZM97 146V145H96ZM95 146V147H96ZM20 147V146H19ZM18 147V148H19ZM84 147H86V146H84ZM110 147V146H109ZM112 147V146H111ZM111 147H110V150H111ZM114 147V146H113ZM125 147V146H124ZM131 147V146H130ZM129 147V148H130ZM179 147V146H178ZM182 147V146H181ZM240 147V146H239ZM3 148L4 147H2V151H3ZM25 148V147H24ZM28 148V147H27ZM26 148V149H27ZM30 148V147H29ZM78 148H80V147H77V149ZM101 148H103V147H101ZM201 148V147H200ZM12 149V148H11ZM10 149V150H11ZM75 150H76V148H74ZM80 149H82V148H80ZM89 149H91V148H89ZM97 149V148H96ZM115 149V148H114ZM118 149V148H117ZM165 149V148H164ZM256 149H258V150H256ZM12 150H14V149H12ZM19 150V149H18ZM32 150V149H31ZM35 151H36V148L34 149ZM43 150V149H42ZM94 150V149H93ZM169 150V149H168ZM181 150V149H180ZM7 151V150H6ZM24 151V150H23ZM40 151V150H39ZM44 150H43V152H45ZM82 151H84L83 149H82ZM91 151H92V149H91ZM100 151V150H99ZM99 151H97V152H99ZM104 151V150H103ZM0 152H1V150H0ZM16 152H17V150H16ZM85 152H87V151H85ZM85 152H83V153H85ZM92 152H94V151H92ZM109 152V151H108ZM116 152V151H115ZM120 152V151H119ZM192 152V153H191ZM227 152V155L226 154H224V153H226ZM8 153V152H7ZM10 153V152H9ZM8 153V154H9ZM13 153V152H12ZM18 153V152H17ZM21 153V152H20ZM26 153H27V151H26ZM29 153H30V151H29ZM41 153V152H40ZM48 153V154H49ZM74 153V152H73ZM77 151L74 153L75 155H77ZM126 153V152H125ZM162 153V152H161ZM194 153V154H193ZM2 154V153H1ZM31 154V153H30ZM38 154H39V152H38ZM81 154V153H80ZM80 154H78V156L77 157H79L80 156ZM107 154V153H106ZM112 154V153H111ZM230 154H234L235 155V160H234V162L231 164V162L228 164V167H226L227 168V171H228V179L227 178H224V181L222 182L221 180H219L220 181V183H221V185H220V187H221V192H220V194H219V198H218V201L216 202V197H214V193L212 194L211 193V189L209 188V186L208 187H206L205 188V186L203 187V185H205V184H207V182L210 180V182H211V179H209V178H212L213 176L215 177V172L217 173V172H221L222 171V169H223V166H227L225 163H222L223 162V160L224 159H227L226 157H228V155H230ZM252 154L254 155V158L252 159ZM5 155H7L6 153H5ZM15 155V153H13V156ZM20 155V154H19ZM22 155V154H21ZM20 155V156H21ZM26 155V154H25ZM24 155V156H25ZM32 155V154H31ZM36 155V154H35ZM44 155V154H43ZM70 155H71V153H70ZM83 155V154H82ZM90 155V153L88 154L87 153V156H89ZM97 155H98V153H97ZM100 155V154H99ZM105 155V154H104ZM109 155V154H108ZM113 155V154H112ZM115 155H117V154H115ZM126 155V154H125ZM129 155V156H130ZM153 155V156H152ZM174 155V154H173ZM238 155L240 156L239 158H238ZM244 155H248V156H244ZM11 156V155H10ZM29 156V155H28ZM42 156V155H41ZM91 156L92 155H90V158H91ZM101 156V155H100ZM120 156H121V154H120ZM128 156V157H129ZM180 156V155H179ZM8 157V156H7ZM32 157H33V155H32ZM35 157V156H34ZM37 157V156H36ZM39 157V156H38ZM46 157V156H45ZM51 157V156H50ZM53 157V156H52ZM76 157V156H75ZM76 157V158H77ZM81 157V156H80ZM97 157V156H96ZM102 157V156H101ZM122 157H123V155H122ZM2 158V157H1ZM11 158V157H10ZM19 157H17V159H18ZM21 158V157H20ZM23 158V157H22ZM27 158H29V157H27ZM49 158V157H48ZM56 158V159H57ZM81 158H84V160H85V157H81ZM131 158V157H130ZM228 158H231L232 159V157H228ZM15 159V158H14ZM29 159H31V158H29ZM37 159V158H36ZM41 160L42 159H44V158H40ZM55 159V160H56ZM69 159H71V158H69ZM98 159V158H97ZM102 159V158H101ZM100 159V160H101ZM105 159V158H104ZM103 159V160H104ZM134 159V158H133ZM155 159V158H154ZM176 159H178V158H175V156H174V160H176ZM181 159L180 160H177L176 162H174L172 165V169L174 170V168H181ZM7 160V159H6ZM10 160V159H9ZM19 160V159H18ZM17 160V161H18ZM25 160V159H24ZM53 160V159H52ZM76 160V159H75ZM74 159H73V161H75ZM86 160H87V157H86ZM95 159H94V155H93V160L92 161H94ZM108 160H110V159H108ZM107 160V161H108ZM120 160V159H119ZM229 160V159H228ZM227 160V161H228ZM2 161H4V159H2ZM16 161V160H15ZM37 161V160H36ZM42 161H44V160H42ZM48 161V160H47ZM51 161V160H50ZM79 161H81V159L79 160ZM82 161H83V159H82ZM81 161V162H82ZM123 161V160H122ZM128 161H129V159H128ZM127 161V162H128ZM135 161V160H134ZM133 161V162H134ZM13 162H14V160H13ZM20 162V161H19ZM31 162H35V161H32V159H31ZM39 162H40V160H39ZM46 162V161H45ZM57 162V163H56ZM75 162H77V160L75 161ZM75 162H73V163H75ZM84 162V161H83ZM88 162V161H87ZM90 162V161H89ZM96 162L97 161H95V164H96ZM111 162V161H110ZM114 162V161H113ZM224 162H226V160L224 161ZM29 163V162H28ZM28 163H27V165H28ZM70 163H71V161H70ZM79 163V164H78ZM77 163V165H79V167L78 168H80V162H78ZM98 163H99V161H98ZM97 163V164H98ZM105 163V162H104ZM108 163V162H107ZM136 163V162H135ZM166 163V162H165ZM184 163V162H183ZM186 163V162H185ZM3 164H4V162H3ZM15 164V163H14ZM50 164V163H49ZM52 164V163H51ZM76 164V163H75ZM85 164H87L86 162H85ZM93 165L92 163H89V165ZM94 164V165H95ZM101 164V163H100ZM116 164V163H115ZM126 164V163H125ZM168 164V163H167ZM171 164V163H170ZM11 165H12V163H11ZM16 165V164H15ZM14 165V166H15ZM22 165V164H21ZM26 165V166H27ZM39 165V164H38ZM45 166H46V164H44ZM43 165V166H44ZM68 165H71V164H68ZM81 165H83V163L81 164ZM88 165V164H87ZM88 165V166H89ZM184 165V164H183ZM183 165H182V167H183ZM209 165V164H208ZM17 166V165H16ZM37 166V165H36ZM35 166V167H36ZM40 166H41V164H40ZM39 166V167H40ZM73 167H74V165H72ZM71 166V167H72ZM84 166V165H83ZM86 166V165H85ZM97 166V165H96ZM95 166V168L97 169L98 167H96ZM104 165H102L101 167H103ZM168 166H169V164H168ZM197 166V167H196ZM12 167H13V165H12ZM28 167V166H27ZM26 167V168H27ZM31 167V166H30ZM35 167L33 168V169H35ZM60 167V166H59ZM90 168H89V170H87L86 169V167L84 168V169H86L87 170V172L88 171H90V170H93L94 169V167H93V169L91 168L92 166H89ZM101 167H99V168H101ZM105 168H101L102 170H105L106 168H107V165H105L104 166ZM109 167V166H108ZM113 167V166H112ZM127 167V166H126ZM126 167H124V169L126 168ZM26 168H24V169H26ZM44 168V167H43ZM42 168V169H43ZM48 168H49V166H48ZM55 168V167H54ZM75 168V167H74ZM77 168V169H78ZM88 168V167H87ZM128 168V167H127ZM133 168V167H132ZM135 168V167H134ZM187 168V167H186ZM203 168V169H202ZM2 169V168H1ZM22 169V168H21ZM28 169H31V168H28ZM37 169H38V167H37ZM46 169V168H45ZM50 169V168H49ZM51 169H52V167H51ZM57 169V168H56ZM58 169H60V168H58ZM68 169H70V168H68ZM110 169V168H109ZM169 169V168H168ZM190 169V168H189ZM15 170V169H14ZM20 170V169H19ZM66 170V169H65ZM71 170H72V168H71ZM75 170H76V168H75ZM74 169H73V171H75ZM86 170L84 171V172H86ZM112 170H113V168H112ZM112 170H110V171H112ZM121 171H123L122 170V168L120 169ZM126 170V169H125ZM250 170V171H249ZM28 171V170H27ZM46 171V170H45ZM51 171V170H50ZM60 171H62L61 169H60ZM80 171V170H79ZM81 171H82V168H81ZM80 171V172H81ZM100 170H97V174H98V172H99ZM109 171V170H108ZM114 171H115V169H114ZM127 171V170H126ZM129 171H131V170H129ZM169 171H170V169H169ZM168 171V172H169ZM186 171V170H185ZM197 171V170H196ZM226 171V170H225ZM245 171H248L247 172V174L245 175ZM12 172V171H11ZM40 172V171H39ZM43 172V171H42ZM58 172H59V170H58ZM66 171H64L63 173H65ZM77 172V171H76ZM79 172V173H80ZM91 172H93L92 174L94 175V171H91ZM106 172V171H105ZM105 172H99V173H104L105 174ZM118 172H119V170H118ZM133 172V171H132ZM172 172H174V171H172ZM181 172V171H180ZM188 172V171H187ZM198 172H200V171H198ZM249 172H252V174L254 175V177L253 178H248L249 177V175H252V174H250ZM45 173V172H44ZM55 173H56V171H55ZM73 173V172H72ZM79 173H77V174H79ZM90 173V172H89ZM110 173V172H109ZM183 173V172H182ZM185 173V172H184ZM183 173V174H184ZM192 173V172H191ZM195 173V172H194ZM224 173V172H223ZM226 173V172H225ZM33 174V173H32ZM53 174V173H52ZM81 174V173H80ZM82 174H83V172H82ZM85 174V173H84ZM83 174V175H84ZM88 174V173H87ZM91 174V175H92ZM96 173H95V175L94 176H96L97 175ZM113 174V173H112ZM190 176H191V174L190 173H188ZM13 175V174H12ZM24 175V174H23ZM38 175H39V173H38ZM38 175L36 176V175H34V176H36V177H38ZM44 176L46 175V174H43ZM51 175V174H50ZM57 175H59L58 173H57ZM63 176H64V174H62ZM72 175V174H71ZM74 175H75V172H74ZM86 175V174H85ZM91 175H89L88 174V177L89 178H91ZM107 175V174H106ZM106 175H104L105 176V178H107L106 177ZM111 174H109V176H110ZM116 175V174H115ZM115 175H112V176H114V178L116 177ZM119 175V174H118ZM121 175V174H120ZM126 175V174H125ZM130 175V174H129ZM217 175V174H216ZM244 175H245V177H244ZM41 176H42V174H41ZM47 176V175H46ZM70 176V175H69ZM68 176V177H69ZM82 176V175H81ZM87 176V175H86ZM86 176L85 177H82V178H86ZM97 176H99V175H97ZM102 176V175H101ZM108 176V175H107ZM149 176V177H150ZM172 176V175H171ZM174 176V175H173ZM183 176H185V175H183ZM220 176H221V174H220ZM58 178H59V176H57ZM65 177V176H64ZM71 177V176H70ZM79 178L80 176H76L75 178ZM152 177H151V179H152ZM189 177V176H188ZM187 176H186V178H188ZM192 177H193V175H192ZM214 177H213V179H214ZM218 177V176H217ZM224 177V176H223ZM234 177V178H233ZM243 177V179H240V178H242ZM23 178H25V177H23ZM58 178L55 180V176H54V180H55V182L58 180ZM73 178V177H72ZM74 178V179H75ZM81 178V179H82ZM89 178H87V179H89ZM98 178H100V177H98ZM102 178V180L104 181V178L103 177H101ZM120 178H122V177H119V179ZM164 178V177H163ZM194 178V177H193ZM222 178V177H221ZM245 178V179H244ZM33 179V178H32ZM36 179V178H35ZM71 179V178H70ZM94 179H96V178H94ZM128 179V178H127ZM129 179H130V177H129ZM129 179H128V181H129ZM132 179V178H131ZM143 179V178H142ZM165 179H166V177H165ZM185 179V178H184ZM190 179V178H189ZM196 179V178H195ZM226 179V180H225ZM31 180V179H30ZM69 180V179H68ZM76 180V179H75ZM90 180V179H89ZM99 180V179H98ZM101 180V179H100ZM107 180H109V177H108V179ZM111 180V183H105L103 186H108L107 187V189L104 187L103 188V186L101 187L100 185H96V186H100L101 188H103L104 190L106 189L107 190V193L109 194V192L112 190L111 188V186H114L113 184H119V182H120V180H118V179H110ZM109 180V181H110ZM161 180V179H160ZM192 180V179H191ZM237 180H239V182H237ZM13 181V180H12ZM25 181H26V179H25ZM37 181V180H36ZM44 181H46L45 179H44ZM60 181V180H59ZM58 181V182H59ZM63 181V180H62ZM67 181V180H66ZM65 181V182H66ZM88 181V180H87ZM103 181H102V184H103ZM106 181V180H105ZM121 181H122V179H121ZM128 181H126V182H128ZM131 181H133V180H131ZM253 181V182H252ZM21 182V181H20ZM33 182V181H32ZM38 182V181H37ZM53 182V181H52ZM51 182V183H52ZM57 182V183H58ZM74 182H76V181H74ZM82 182H83V180H82ZM96 182H97V179H96ZM96 182H93V184L95 183L96 184ZM125 182V183H126ZM156 182H158V181H156ZM188 182V181H187ZM209 182V183H210ZM30 183V182H29ZM63 183H64V181H63ZM88 183V182H87ZM89 183H91V182H89ZM98 183H101V181L100 182H98ZM130 183V182H129ZM133 183V182H132ZM138 183V182H137ZM146 183V182H145ZM167 183V182H166ZM181 183V182H180ZM2 180L0 179V189H1V186H2ZM7 184V183H6ZM11 184H12V182H11ZM50 184V183H49ZM49 184H47V185H49ZM56 184V183H55ZM65 184V183H64ZM75 184H77V183H75ZM86 184V183H85ZM101 184V185H102ZM141 184H142V182H141ZM151 184V183H150ZM191 184V183H190ZM213 184V183H212ZM20 185V184H19ZM23 185V184H22ZM33 185V184H32ZM40 185V184H39ZM46 185V184H45ZM69 185V184H68ZM72 185V184H71ZM70 185V186H71ZM88 185V184H87ZM90 185V184H89ZM88 185V186H89ZM126 185V184H125ZM129 185V184H128ZM136 185V184H135ZM138 185H140V184H138ZM147 185V184H146ZM153 185H155V182L153 183ZM159 185V184H158ZM256 185V186H255ZM31 186V185H30ZM49 186H51V185H49ZM54 186V185H53ZM53 186H51V187H53ZM67 186V185H66ZM65 186V187H66ZM77 186V185H76ZM79 186V185H78ZM83 186H84V184H83ZM93 186V185H92ZM92 186H89L90 188H98V187H92ZM133 186V185H132ZM165 186V185H164ZM214 186V185H213ZM33 187V186H32ZM36 187V186H35ZM56 187V186H55ZM64 187V186H63ZM73 187H74V185H73ZM82 187V186H81ZM183 187V186H182ZM203 188V190H202V188ZM30 188V187H29ZM46 188V187H45ZM57 188V187H56ZM71 188H72V186H71ZM86 188H87V186H86ZM85 188V189H86ZM89 188V189H90ZM100 188V189H101ZM121 189L122 190V188L119 186V187H117V188H115V190L116 189ZM123 188H125V186L123 187ZM130 188H132V187H130ZM140 188V187H139ZM142 188V187H141ZM145 188V187H144ZM147 188V187H146ZM151 188H154V187H150L149 189H151ZM165 188V187H164ZM163 188V189H164ZM234 188H237V190H236V192H231V191H233L234 190ZM253 188H255V189H253ZM15 189V188H14ZM17 189V188H16ZM24 189V188H23ZM74 189V188H73ZM88 188H87V191L89 190ZM93 189V190H94ZM133 189V188H132ZM137 189V188H136ZM143 189V188H142ZM201 189V190H200ZM44 190V189H43ZM106 190L105 191H103L102 189H101V191H103V192H106ZM113 190H114V188H113ZM114 190V191H115ZM124 190H126V189H124ZM128 190V189H127ZM129 190H131V189H129ZM128 190V191H129ZM160 190V189H159ZM249 190H250V192H249ZM90 191V190H89ZM92 191V190H91ZM99 191V190H98ZM97 191V192H98ZM128 191H126V192H128ZM138 191V190H137ZM144 191H148V190H144ZM163 191V190H162ZM228 191H230L229 193H227ZM86 192V191H85ZM102 192V193H103ZM116 192V191H115ZM122 192V191H121ZM138 192H140V191H138ZM149 192V191H148ZM26 193V192H25ZM52 193V192H51ZM81 193H82V189H81ZM84 193V192H83ZM99 193L100 192H98V197H99ZM111 193V192H110ZM120 193V192H119ZM125 193V192H124ZM134 193H136V192H134ZM144 193V192H143ZM217 193V192H216ZM55 194V193H54ZM65 194V193H64ZM89 194H90V192H89ZM85 195V197L84 198H81L80 199V203H79V205H80V208H82V207H84V208H87V207H85L89 202H91L90 200H92L94 197H95V194H96V192H91V194L90 195ZM106 194V193H105ZM107 194V195H108ZM123 194V193H122ZM126 194V193H125ZM128 194L130 195V193L128 192ZM146 194V193H145ZM148 194V193H147ZM37 195V194H36ZM81 195V194H80ZM103 195V194H102ZM111 195H113V194H111ZM115 196H116V194H114ZM121 195V194H120ZM127 195V194H126ZM129 195H127V196H129ZM149 195V194H148ZM151 195V194H150ZM24 196V195H23ZM49 196V195H48ZM54 196H56V195H54ZM65 196H66V194H65ZM64 196V197H65ZM74 196V195H73ZM87 196V197H86ZM104 196V195H103ZM117 196H119V195H117ZM126 196V197H127ZM140 196H141V194H140ZM152 196V195H151ZM150 196V197H151ZM21 197V196H20ZM34 197V196H33ZM40 197V196H39ZM60 197H62V196H60ZM59 197V198H60ZM67 197H68V195H67ZM77 197H78V195H77ZM97 197V198H98ZM111 196H109V198H110ZM112 197H114V196H112ZM143 197V196H142ZM141 197V199L143 200V198ZM146 197V196H145ZM149 197V196H148ZM235 197H239V199L240 200H244V201H248V204L252 207V209H248V212H247V210L245 209V208H243L244 210H241L240 209V207H241V205H243V204H240L239 202L237 203L236 201L234 202V199H235ZM72 198V197H71ZM74 198V197H73ZM106 197L104 196V199H105ZM108 197L106 198V199H109ZM117 199L119 198V197H116ZM115 198V199H116ZM128 198L129 197H127L126 199H127V201H129L128 200ZM135 198H137V197H134V199ZM166 198V199H167ZM20 199V198H19ZM29 199V198H28ZM31 199V198H30ZM46 199V197L44 198V200ZM48 199V198H47ZM52 199V198H51ZM64 199V198H63ZM66 199H68V198H66ZM95 199V198H94ZM102 200H103V198H101ZM100 199V200H101ZM130 199V198H129ZM133 199V198H132ZM134 199H133V201H134ZM140 199V201H142ZM146 199H147V197H146ZM149 199V198H148ZM147 199V200H148ZM189 199H195L196 200V209L194 210V211H190L191 210V207H190V210H188L189 209V207L187 208V207H185V204H184V202L186 201H188ZM252 200H254L253 198H251ZM56 200H58V199H56ZM70 200V199H69ZM111 200H112V198H111ZM110 200V201H111ZM131 200V199H130ZM136 200H138V199H136ZM147 200H145V201H147ZM18 201V200H17ZM43 201V200H42ZM41 201V202H42ZM73 201V200H72ZM104 201V200H103ZM109 201V202H110ZM113 202L115 201V200H112ZM110 202V203H113V202ZM116 201H118V200H116ZM121 201V200H120ZM161 201H163V200H161ZM190 201V200H189ZM11 202H13V195H12V192L11 191H9V190H5V191H2V190H0V264H51L50 263V261H49V259H45V260H40V259H38L37 257H38V251H37V246H35V245H31V244H29V239L27 240V238H26V240L25 241H23V242H21V240H20V235L21 234H24L23 232L21 233V232H19V233H15V229L17 228L16 226L18 225L17 223H19V221L20 222H23L24 220H25V216H24V214L25 213H22V211H21V208H20V206H21V204H19V202L18 203H14L13 202V204H11ZM75 202V201H74ZM102 202V201H101ZM106 202V201H105ZM108 202V201H107ZM148 202L149 201H147V204H148ZM151 202H152V200H151ZM160 202V201H159ZM167 201H165V203H166ZM194 202V201H193ZM192 202V203H193ZM250 202V203H249ZM44 203V202H43ZM71 203V202H70ZM92 203H94L93 201H92ZM103 203V202H102ZM123 204H124V202H122ZM128 203V202H127ZM136 203H137V201H136ZM150 203V202H149ZM235 203V204H234ZM29 204V203H28ZM28 204H27V206H28ZM49 204H51L50 202H49ZM48 204V205H49ZM61 204V203H60ZM64 204V203H63ZM67 204V203H66ZM104 204V203H103ZM113 204H115V203H113ZM126 204V203H125ZM144 204V203H143ZM160 204H163V203H160ZM189 204V203H188ZM54 205V204H53ZM56 205V204H55ZM78 205V206H79ZM95 205V204H94ZM94 205H93V207H94ZM98 205V204H97ZM108 205H110V204H108ZM112 205V204H111ZM110 205V206H111ZM118 205V204H117ZM116 205V206H117ZM121 205V204H120ZM130 205V204H129ZM149 205V204H148ZM165 205V204H164ZM169 205V204H168ZM168 205H167V207H168ZM113 206V205H112ZM131 206V205H130ZM134 206H135V202H134ZM134 206H131L132 208H134ZM144 206V205H143ZM150 206V205H149ZM148 206V207H149ZM151 206H152V204H151ZM153 206H154V204H153ZM156 206V205H155ZM171 207H172V205H170ZM188 206V205H187ZM192 206V205H191ZM61 207V206H60ZM63 207H64V205H63ZM68 207V206H67ZM90 207V206H89ZM88 207V208H89ZM93 207H91V208H93ZM106 207H107V205H106ZM121 207V206H120ZM123 207H125V206H123ZM136 207V206H135ZM145 207V206H144ZM148 207H146V208H148ZM171 207H168V209L170 208L171 209ZM175 207V208H176ZM193 207H194V205H193ZM30 208V207H29ZM37 208V207H36ZM35 208V209H36ZM42 208H44V207H42ZM78 208V207H77ZM111 208H113V207H111ZM129 208V207H128ZM137 208V207H136ZM139 208V207H138ZM154 208V207H153ZM160 208H161V205H160ZM23 209V208H22ZM28 209V208H27ZM33 209V208H32ZM49 210H50V208H48ZM65 209V208H64ZM70 209H72V208H70ZM70 209H67V212L69 211V212H71L70 211ZM94 209V208H93ZM97 209V208H96ZM95 209V210H96ZM105 209V208H104ZM122 209V208H121ZM135 209V208H134ZM149 209V208H148ZM163 209V211H165L164 210V208H162ZM167 209V210H168ZM194 209V208H193ZM43 211L45 210V209H42ZM53 210V209H52ZM55 210V209H54ZM63 210V208L60 210V211H62ZM73 210H74V206H73ZM77 210V209H76ZM81 210V209H80ZM100 210V209H99ZM107 210V209H106ZM125 210H127V208L125 209ZM131 210V209H130ZM146 210V209H145ZM235 210V211H234ZM57 211V210H56ZM65 211V210H64ZM128 211H129V209H128ZM134 211V210H133ZM132 210L130 211V212H133ZM136 211V210H135ZM137 211H139L138 209H137ZM150 211H151V209H150ZM68 212V213H69ZM76 211L74 210L73 211V214L75 213ZM97 212H98V210L95 212V213H93L92 214V217L94 218L95 216H96V214H97ZM102 212V211H101ZM115 212V211H114ZM124 212V211H123ZM144 213H145V211H143ZM166 212L167 211H165L163 214L164 215H167L166 214ZM235 212H240V214H235ZM32 213V212H31ZM34 213V212H33ZM47 213V212H46ZM50 213H52V212H50ZM59 213H63V211L62 212H59ZM65 213V212H64ZM81 213V212H80ZM106 213V212H105ZM136 213V212H135ZM135 213H132V214H134L133 216L134 217H136L135 216ZM138 213V212H137ZM142 213V212H141ZM146 213H147V210H146ZM152 215L151 216H153V218H157V219H160V218H158L160 215H161V212H160V209H157V207H155L154 208V210H152ZM42 214V213H41ZM65 214H67V213H65ZM79 214V213H78ZM81 214H83V213H81ZM101 215H102V213H100ZM110 214V213H109ZM26 215V214H25ZM52 215V214H51ZM54 215V214H53ZM59 215V214H58ZM72 215V214H71ZM76 215V214H75ZM84 215V214H83ZM128 215V214H127ZM126 215V216H127ZM137 216L139 215V213L138 214H136ZM145 215V214H144ZM150 215V214H149ZM148 215V217H150ZM252 215V216H251ZM55 216H57V215H55ZM65 216H67V215H65ZM74 216V215H73ZM109 216V215H108ZM110 216H111V214H110ZM112 216H114V215H112ZM131 216V215H130ZM146 216V215H145ZM173 216V215H172ZM26 217H27V215H26ZM30 217V216H29ZM60 217V216H59ZM72 217V216H71ZM125 217V216H124ZM141 216L139 215L138 216V220H139V218H140ZM147 217V218H148ZM235 217L237 218V222H242L241 223V226H238L237 225V223H236V221H235ZM28 218V217H27ZM32 218V217H31ZM30 218V219H31ZM47 218V217H46ZM51 218V217H50ZM61 218L62 217H60V220H61ZM89 218V217H88ZM101 218V217H100ZM105 218H107V217H105ZM126 218V217H125ZM136 218H134V219H136ZM164 218V217H163ZM166 218V217H165ZM170 218H171V216H170ZM174 218V217H173ZM172 218V219H173ZM29 219V218H28ZM71 219H73V217L71 218ZM74 219H76V218H74ZM82 219V218H81ZM95 219H97V217L95 218ZM94 219V220H95ZM114 219V218H113ZM115 219H117V217L115 216ZM130 219H131V217H130ZM149 219V218H148ZM152 219V218H151ZM172 219L170 220V221H172ZM175 219V218H174ZM53 220H54V218H53ZM106 220V219H105ZM126 220V219H125ZM166 220H167V218H166ZM169 220V219H168ZM167 220V223H169V221ZM176 220V219H175ZM33 220L31 219V222H32ZM70 221V220H69ZM74 221V220H73ZM77 221V220H76ZM108 221V220H107ZM112 221V218H111V220H110V222ZM123 220H120V222H122ZM132 222H133V219L131 220ZM137 220H135L134 222H136ZM140 221V220H139ZM139 221H137V222H139ZM174 221V220H173ZM53 222H55V221H53ZM57 222V221H56ZM61 222H62V220H61ZM61 222H60V225H61ZM71 222V221H70ZM75 222V221H74ZM105 222V221H104ZM103 222V223H104ZM128 222V221H127ZM136 222V223H137ZM143 223H144V226H146L147 225V223H146V225H145V222H144V220L142 221ZM141 222V223H142ZM152 222H154V221H152ZM158 222V221H157ZM180 222V221H179ZM30 223V222H29ZM47 223V222H46ZM58 223V222H57ZM81 223V222H80ZM88 223V222H87ZM93 223V222H92ZM96 222H94V224H95ZM98 223H99V221H98ZM106 223V222H105ZM22 224V223H21ZM26 224V223H25ZM99 224H101V223H99ZM112 224V223H111ZM129 224V223H128ZM127 224V225H128ZM176 224V223H175ZM254 224H258V225H260V226H257L258 228H259V231L258 232H256V230H255V232L254 233H252L253 232V230H254ZM27 225V224H26ZM38 225H40V224H38ZM48 225V224H47ZM59 225V226H60ZM64 225V224H63ZM78 225V224H77ZM85 225V224H84ZM87 225V224H86ZM102 225V224H101ZM105 225V224H104ZM132 225V224H131ZM135 225V227H136V225L137 224H134ZM138 225H140V224H138ZM143 225V224H142ZM162 225V224H161ZM163 225H165V223L163 224ZM178 225V224H177ZM176 225V226H177ZM246 225H248V226H250L251 227V229H252V232H249V230L247 229V226ZM71 226V225H70ZM82 226V225H81ZM108 226V225H107ZM106 226V227H107ZM114 226V225H113ZM154 226H156V225H154ZM168 226V225H167ZM167 226H166V228H167ZM170 226V225H169ZM21 227V226H20ZM52 227H53V225H52ZM54 227H55V225H54ZM62 227V226H61ZM71 227H74L75 228V226L73 225V226H71ZM78 227V226H77ZM90 227V226H89ZM111 227V226H110ZM115 227V226H114ZM125 227H127L126 225H125ZM128 227H129V225H128ZM128 227H127V229H128ZM131 227V226H130ZM129 227V228H130ZM138 228H139V226H137ZM142 227V226H141ZM141 227L139 228V229H141ZM147 227V226H146ZM146 227H143V228H146ZM163 227V226H162ZM173 227V226H172ZM29 228V227H28ZM59 228V227H58ZM66 228V227H65ZM73 228V229H74ZM99 228V227H98ZM138 228H136V229H138ZM151 228V227H150ZM159 228V227H158ZM158 228H151V229H153V230H158ZM175 228V227H174ZM174 228H173V230H174ZM23 229V228H22ZM27 229V228H26ZM34 229V228H33ZM60 230H61V228H59ZM72 229V228H71ZM84 229H86V228H84ZM92 229V228H91ZM100 229V228H99ZM103 229H105V228H103ZM110 229V228H109ZM116 227L113 229V231H114V233L116 232ZM118 229V228H117ZM125 229V228H124ZM131 229H132V227H131ZM147 229V228H146ZM163 229V228H162ZM161 229V230H162ZM171 229V228H170ZM28 230V229H27ZM55 230H57V229H55ZM82 230V229H81ZM102 230V229H101ZM112 230V229H111ZM134 231H135V229H133ZM150 230V229H149ZM153 230H151V231H153ZM167 230V229H166ZM35 231H37V230H35ZM54 231V230H53ZM76 231V230H75ZM99 231V230H98ZM119 231V230H118ZM127 231V230H126ZM138 231V230H137ZM142 232H143V230H141ZM146 231V230H145ZM144 231V232H145ZM147 231H148V229H147ZM179 231V230H178ZM29 232V231H28ZM48 232V231H47ZM131 232V231H130ZM139 232V231H138ZM137 232V233H138ZM153 232H155V231H153ZM152 232V233H153ZM172 232V231H171ZM62 233V232H61ZM69 233V232H68ZM93 233V232H92ZM102 233H103V231H102ZM110 233V232H109ZM108 233V234H109ZM150 233L151 232H149V235H150ZM157 233V232H156ZM160 233V232H159ZM164 233H165V228H164ZM168 233H170V232H168ZM174 233V232H173ZM176 233V232H175ZM58 234V233H57ZM62 234H64V235H66L65 233H62ZM70 234V233H69ZM72 234V233H71ZM80 234V233H79ZM82 234V233H81ZM85 233H83L82 235H84ZM95 234V233H94ZM97 234V233H96ZM116 234H118V232L116 233ZM116 234H114V236L116 235ZM135 234V233H134ZM140 234V233H139ZM139 234H137V236L139 235ZM142 234V233H141ZM141 234L139 235V238H141V240H144L145 238V236H146V234H145V236H143V237H141ZM144 234V233H143ZM166 234V233H165ZM34 235V234H33ZM41 235V237L39 238V239H41L40 241H41V243H45L47 240L45 239V237L43 236V234H39L38 235V237ZM54 235V234H53ZM59 235V234H58ZM63 235V236H64ZM105 235H107L106 234V232H105ZM104 235V236H105ZM136 235V234H135ZM148 235V236H149ZM152 235V234H151ZM151 235H150V237H151ZM154 236H155V234H153ZM152 235V237H154ZM160 235H162V231H161V234ZM167 235V234H166ZM174 235H176V234H174ZM32 236V235H31ZM49 236V235H48ZM62 236V235H61ZM68 236V235H67ZM77 236V235H76ZM85 236V235H84ZM96 236V235H95ZM102 236V235H101ZM114 236H112V237H114ZM119 236H120V234H119ZM123 236H126L127 237V235H124L123 234ZM131 236V235H130ZM132 236H133V234H132ZM131 236V237H132ZM148 236H146V238L148 237ZM165 236V235H164ZM52 237V236H51ZM54 237H56V236H54ZM58 237V236H57ZM57 237H56V239H57ZM83 237V236H82ZM126 237H124V239H126ZM134 237V236H133ZM156 237L157 236H155V239H156ZM160 236H158V238H159ZM162 237H163V235H162ZM162 237H160L161 239H162ZM25 237H23V239H24ZM33 238V237H32ZM73 238L74 237H72V240L71 241H73ZM97 238V237H96ZM108 238H109V236H108ZM123 238V237H122ZM121 238V239H122ZM129 238V240H130V237H128ZM144 238V239H143ZM159 238V239H160ZM164 238V237H163ZM165 238H167V236H165ZM168 238H169V236H168ZM38 239V238H37ZM48 239V238H47ZM64 239V238H63ZM67 239V241H68V238H66ZM70 239V238H69ZM98 239H100V238H98ZM115 239V238H114ZM120 239V240H121ZM148 239H150V238H148ZM148 239H146V240H148ZM152 239V238H151ZM154 239V240H155ZM101 240V239H100ZM107 240V239H106ZM118 240V239H117ZM127 240V239H126ZM137 241H138V239H136ZM140 240V239H139ZM154 240H152V242L154 241ZM157 240V239H156ZM155 240V241H156ZM165 240V239H164ZM40 241H39V243H40ZM77 241V240H76ZM84 241V240H83ZM88 241H90V239L88 240ZM93 242H94V239L92 240ZM103 241V240H102ZM105 241V240H104ZM112 240H110V242H111ZM116 241V240H115ZM119 241V240H118ZM125 241V240H124ZM128 241V240H127ZM133 241H135L134 240V238H133ZM159 241V240H158ZM57 242V241H56ZM64 242V241H63ZM87 242V241H86ZM85 242V243H86ZM106 243H107V241H105ZM130 242H132V240L130 241ZM129 242V243H130ZM141 242V241H140ZM146 242V241H145ZM144 242V245L146 246V244L148 243V241L145 243ZM150 242H151V240H150ZM149 242V243H150ZM160 242V241H159ZM163 242V241H162ZM62 243V242H61ZM66 243V242H65ZM76 243V242H75ZM103 243V242H102ZM109 243V242H108ZM116 243V242H115ZM114 243V244H115ZM123 243V242H122ZM133 243H135V242H133ZM142 243V242H141ZM141 243H137V247L138 246H140L141 248H142V246L143 245H140ZM157 243V242H156ZM164 244H166L167 242H166V240L163 242ZM46 244V243H45ZM64 244V243H63ZM121 244V243H120ZM126 244V243H125ZM139 244V245H138ZM143 244V243H142ZM162 244V243H161ZM164 244H163V246H164ZM168 244V245H169ZM41 245V244H40ZM77 245V244H76ZM99 245V244H98ZM110 245V244H109ZM115 245H117V244H115ZM129 245V244H128ZM128 245H127V247H128ZM160 245V244H159ZM58 246V245H57ZM94 246V245H93ZM92 246V247H93ZM95 246H96V244H95ZM102 246V245H101ZM123 246V245H122ZM126 246V245H125ZM133 246H134V244H133ZM132 246V247H133ZM39 247V246H38ZM91 247V248H92ZM117 247V246H116ZM140 247H138V249H135L136 251H139L141 248ZM165 247V246H164ZM170 247V248H171ZM61 248H62V246H61ZM73 248H74V246H73ZM75 248H76V246H75ZM101 248H103V247H101ZM121 248V247H120ZM120 248H118L119 250H120ZM135 248V247H134ZM163 248V247H162ZM161 248V249H162ZM167 248V247H166ZM63 249V248H62ZM86 249V248H85ZM117 249V248H116ZM131 249V248H130ZM172 250H174L173 248H171ZM67 250V249H66ZM69 250V249H68ZM86 250H88V249H86ZM86 250H84L85 252H86ZM109 250V249H108ZM123 250H124V248H123ZM152 250V249H151ZM164 250V249H163ZM163 250H161V251H163ZM168 250V249H167ZM49 251V250H48ZM83 251V252H84ZM98 251V250H97ZM102 251H103V249H102ZM134 251V249H132L130 252H133ZM141 251H143V250H141ZM141 251H139V252H141ZM147 251V250H146ZM146 251H144V252H146ZM165 251V250H164ZM169 251H171L170 249H169ZM76 252V251H75ZM105 252V251H104ZM103 252V253H104ZM108 252V251H107ZM109 252H111V251H109ZM119 252V251H118ZM130 252H128V254H130ZM143 252V253H144ZM168 252V251H167ZM167 252H165V253H167ZM43 253V252H42ZM79 253H81V252H79ZM78 253V254H79ZM95 253V252H94ZM97 253V252H96ZM102 253V254H103ZM123 254H124V251L122 252ZM135 252H133V254H134ZM147 253V252H146ZM145 253V255H148V253L146 254ZM153 253V252H152ZM169 253V252H168ZM167 253V254H168ZM175 253V252H174ZM173 253V254H174ZM178 253V254H179ZM83 254H85V253H83ZM87 254V253H86ZM114 254V253H113ZM120 254V253H119ZM126 254V253H125ZM137 254V253H136ZM161 254V253H160ZM163 254V253H162ZM170 254V253H169ZM168 254V255H169ZM110 255V254H109ZM144 255V256H145ZM155 255H157L156 253H155ZM166 255V254H165ZM164 255V256H165ZM180 255V254H179ZM76 256V255H75ZM100 256H101V254H100ZM111 256H112V254H111ZM119 256V255H118ZM121 256V255H120ZM126 256V255H125ZM133 256V255H132ZM152 257L153 255H149L147 258L149 259V257ZM175 256H178V255H176L175 254ZM71 257H73V256H71ZM87 257H89V256H87ZM96 257H98V256H96ZM103 257H104V255H103ZM106 257V256H105ZM105 257H104V259H105ZM113 257V256H112ZM141 257V256H140ZM143 257V256H142ZM141 257V258H142ZM146 257V256H145ZM150 257V258H151ZM170 257H174V256H170ZM169 257V258H170ZM74 258V257H73ZM122 258V257H121ZM123 258H125V257H123ZM135 258H136V256H135ZM166 258V257H165ZM176 258V257H175ZM179 258V257H178ZM177 258V259H178ZM71 259V258H70ZM75 259V258H74ZM134 259V258H133ZM144 259H146V258H144ZM147 259V260H148ZM158 259V258H157ZM162 259V258H161ZM180 260H183V259H181V258H179ZM54 260V259H53ZM97 260V259H96ZM99 260V259H98ZM111 260V259H110ZM122 260V259H121ZM125 260V259H124ZM92 261V260H91ZM100 261H102V259L100 260ZM106 261V260H105ZM156 262L155 263H157V261L158 260H155ZM184 261V260H183ZM182 261V262H183ZM56 262V261H55ZM80 262H82V261H80ZM98 262V261H97ZM96 262V263H97ZM108 262V261H107ZM111 262H113L112 260H111ZM122 262H123V260H122ZM134 262H137V261H135V259H134ZM143 262V261H142ZM153 262V261H152ZM159 262V261H158ZM161 262V261H160ZM110 263V262H109ZM128 263H129V261H128ZM141 263V262H140ZM149 263V262H148ZM163 262H161L160 264H162ZM184 263V262H183ZM187 263H189V261L187 262ZM79 264V263H78ZM83 264H85V263H83ZM99 264V263H98ZM103 264V263H102ZM112 264V263H111ZM124 264V263H123ZM136 264V263H135ZM137 264H139V262H137ZM152 264H154V263H152ZM158 264V263H157ZM164 264V263H163ZM170 264V263H169Z\"/></svg>",
  "mask_w": 264,
  "mask_h": 264
},
{
  "label": "water",
  "instance_id": "3",
  "mask_svg": "<svg viewBox=\"0 0 264 264\" xmlns=\"http://www.w3.org/2000/svg\"><path fill=\"white\" fill-rule=\"evenodd\" d=\"M27 1L31 5H33V2H35V1L37 3L39 2L40 5L42 4V8L46 9L43 12L48 17V20L52 23V25H55L56 28H58L59 30L61 29V32L66 37H68V31H69L68 25H70V23L77 24V26L83 28V32L89 34V36H90V42L87 43L86 47L87 48L89 47V51L91 52V54H94L93 51L98 47V44L103 41V39L101 41H99L97 38V35L100 34L101 31L105 32V28H107L109 26L108 25L109 21H106L103 25H101L100 22H98V23H95V22L97 21L96 17L99 16V13L100 14L102 13V16H103L102 19L108 18L107 20H109V17L111 16V14L108 12H106V14H105V13H103V10H101V8H104V10H106V11L108 10L107 6H109V4L107 2L105 3L106 6L103 5V1L102 2L100 1L101 5L98 4V5L94 6L95 8H93L91 11L92 12L94 11V14H95L94 17H95L96 21H89L87 19L82 20V18H80V19L73 18V19L68 20V17L61 16L62 14L60 13V11L57 12L55 10L56 8L53 9V6L47 5V4H52V2H50L49 0H35V1L34 0H27ZM58 1H59L58 6H60L62 4H64V5L66 4L67 5L66 7H68V9L69 8H71V9L72 8L73 9L78 8V9L82 10V8H84L83 6L80 5V4H82V2H84L83 0H58ZM181 1L183 2L184 6L187 5L186 6L187 11L195 13V14L197 13V15H199L201 17V19L207 25H211L213 20H215L212 17L216 16L218 18L219 14L222 17L221 18L222 21H224V20L229 21V23L231 24L230 26H232L235 29V31L236 30L240 31V33H242L243 31L245 32L246 31L245 29H247L252 24V19L251 18L248 19V15L252 11V10L250 11L249 9L251 8L252 5H254L255 0H242L240 4H237V8H235L234 10H232V8L234 6L233 5L231 6L230 3L228 4V2L231 0H227L228 2L226 0H223L224 3H220V4H219V1H221V0H197L196 2L194 0H188V2H186V0H181ZM200 4H201V6L202 5L206 6L205 12L208 13L207 15H205V13L201 12L202 7L201 8L198 7ZM232 4H234V3H232ZM50 7H51V10H50ZM207 9L210 10L211 12L209 13V11ZM53 11H55V13ZM97 12H99V13H97ZM251 13L254 14V11H252ZM240 16H242V17H240ZM65 19L68 21V25L66 24L68 26V30L65 29V24H63L66 21ZM60 20H61V22H60ZM111 20H112V18H111ZM114 22L112 25L115 24ZM92 27H94V28L91 31ZM103 28H104V30H103ZM120 30H122V29H120ZM212 31H214V28L212 29ZM85 33H82V38L85 37ZM112 35H113V33H112ZM140 36L141 35H139V34L133 35L130 32V35L127 36V39H123V41H121L122 46L126 47L125 52L130 54V57H127V60L129 63L127 65L126 71H124V75L119 76V78L121 79L120 81L125 84V87H128L129 90L131 89L136 98H138L137 96H139V97L142 96L143 98H145V106L147 107V109L151 110V112H154V113L157 112L158 116H160V118L164 122L169 121V123H168L169 128H171V130L173 131V134H175V136L177 137L179 142L182 144V146H185L188 150H191L192 152L196 153V150H198V146H196V145H197L198 140L201 138L203 139V141L200 140L201 144H202L201 146L209 147L210 149H212L210 151L209 156H211L212 153L214 154V152H216L217 148L214 146H216L217 143L222 144L220 150L222 149V147H224V149H226L229 145H232L235 147L236 144L238 146V149L243 147L244 144H246V143H244V144L241 143V141L244 140V136L238 132L239 130H238L237 126H231L230 124H224V122H226L228 119H226V121H224L225 119H223L222 121L217 120V122H215V120H214L215 117L217 115L221 116L220 112L216 108L211 107L208 111H206L203 108H198V106L192 100L193 95L187 94L184 90H179L178 92L182 91L185 93V95H183V96L179 95V94L177 95V92H175L177 90V87H175V85L173 84V79L170 77L168 71L161 68V67H158V68L156 67V57H155V54H153L154 49L152 50L151 47H149V45H147V44L140 45V43H137V41H140L138 39V37H140ZM253 46L254 45H252L251 47H253ZM252 51L255 53L253 57H250V58L244 57L243 58V56H242L243 54L239 55L240 54V52H239L237 58L242 60V62H244V63L252 64L254 59H255V56H257L259 53L261 54L262 52H264L263 50L261 52L259 48H253ZM261 55H262V58L264 59V54H261ZM157 62H158V60H157ZM263 62H264V60H263ZM255 69H257V68H255ZM259 70H264V63H262ZM129 73H130V75H128ZM152 73H154V74L151 75ZM175 84L178 85L180 83L177 80H175ZM158 90H162L163 96H165V95L167 96V94L169 95L170 93H172L171 94L172 96H170L171 100L174 99V100L178 101V103L181 105V107L183 108L184 111H181L180 113H170L171 111H173V108H174V106L171 108V102L163 103V104H161L162 106H160L159 104L161 101H158L155 98H154V100H150L149 99V93L154 92V91H158ZM159 94H160V92H159ZM160 96H161V94H160ZM163 96H161V97L165 98ZM177 98H179V99L177 100ZM216 111L218 113L214 115L213 112H216ZM198 114H200V116L202 117V120L193 122V117H195ZM210 117H212L211 121L208 120ZM207 123H210V125L207 126L206 125ZM170 124H172V126H170ZM193 124L196 126V128H194ZM197 133H199V134L197 135ZM211 140H215V143L213 145H211ZM225 146H227V147H225ZM256 150H258V149H256ZM224 154L227 155V152ZM203 155L206 156V153H203ZM203 155H202V153L198 155V152H197L196 157H193V158L195 159V161L201 160L205 165L207 164V166H205V167H204V165H202V166L205 169V171L207 172V174H209L210 172L206 168H211V167L218 168L217 162H218V160H220V158L218 157L215 160V162L214 161L212 162V160H208L209 156L203 157ZM244 156H248V155H244ZM239 157L240 156L238 155V158ZM247 172L248 171H245V175L247 174ZM249 173L252 174V172H249ZM219 174L220 173H218L217 175H219ZM245 175H244V177H245ZM221 176H224V178L229 177L226 173L221 174ZM253 177H254V175L252 174V175H249L248 178H253ZM217 178L218 177H215L214 179H212V178H209V179H211V182L215 186V189H217V191H218V189L221 190V187H220L221 183L219 181L220 179H217ZM240 179H243V177ZM237 182H239V180H237ZM256 184L258 186H262V187L259 190L258 195H256L254 192H250V190H249L251 198L254 199V200H252L250 198V202H254L253 204L259 205L258 208H260L261 202H259V200H261V199L263 200L264 180L261 179V181L257 182ZM253 189H255V188H253ZM236 190H237V188H234V190L231 192H236ZM229 192L230 191H228L227 193H229ZM235 201L237 203L239 202L240 204H243L240 207L241 210H244L243 208H245V207H246L245 209L247 210V212H248V209H252V207L248 204V201H244V200L242 201L239 199V197H235L234 202ZM237 213L240 214V212H235V214H237ZM235 221H236L238 226H241L242 222H237L236 217H235ZM246 226H247V229L249 230V232H252L251 227L248 225H246ZM254 226L255 227H254V230L252 233H254L255 230H256V232L259 231V228L257 226H260V225L254 224ZM257 253L262 255L264 253V248H260Z\"/></svg>",
  "mask_w": 264,
  "mask_h": 264
}]
</instances>
